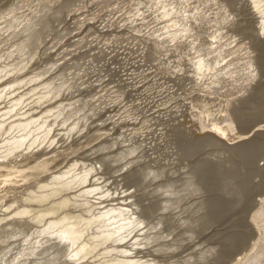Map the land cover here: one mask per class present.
Listing matches in <instances>:
<instances>
[{"label": "bare ground", "instance_id": "6f19581e", "mask_svg": "<svg viewBox=\"0 0 264 264\" xmlns=\"http://www.w3.org/2000/svg\"><path fill=\"white\" fill-rule=\"evenodd\" d=\"M29 0H0V79L1 78H3L4 80L5 79H7V78H11L12 76L14 77V78H16L17 77V74L16 73H18V70H21L19 73H21L25 68L27 69L28 68V66H26L24 69L22 68V66L24 65H27L26 63L24 64V62H20L18 59V61H16V59H15V57L17 56L16 54H17V52H18V50H17V52H15L16 54L14 55V56H10V54H9V52L10 53H12L11 52V50H10V48L13 46V45H15V43H12V39H14L16 36L18 37H20V38H22L24 35H25V33H27L28 31V33H31V30H33V29H35V31H32V32H34V33H31L30 35H34V34H37V33H39V34H37L38 36H36V37H38V38H35V39H30L31 41H34L35 40V42H32V44H30L29 43V41L28 40H25L24 41V39L25 38H23V42H24V44H25V42H27V43H29L30 44V46L31 45H33V43H36L37 44V46H38V42H36L38 39H40V37L41 36H39L40 35V33H41V35H42V33H43V35H44V33H46V32H44V31H47L49 28L48 27H46L47 25H49L50 23L52 24V28H55V26H56V24H54L53 22H54V20H56L57 19V17L59 18L58 20H56V23H59L60 21L59 20H61L60 19V17L63 15V13H64V10H65V8H63L64 7V4L63 3H65V2H63L62 4H61V2L62 1H64V0H62L61 2H58V0L56 1V0H53L54 1V4H53V2H52V4L51 5H54V7H52L51 5H47L46 6V4H45V6H44V4H41V6L43 7H41V6H39V7H41L42 9H44V10H42L41 11V9L40 8H37L36 7V5L35 6H32V7H36L35 9L37 10V9H40V13H41V15H40V13L38 12L39 10H37V12L36 13H39V14H37V18H39L40 20H38L36 17V21L38 22H36L37 24H30L29 22H30V18L29 19H27L29 22H25V21H27V20H25V21H23V22H25V23H29L27 26H25L26 24H24V23H22V24H24V25H19V22L18 23H16V24H18V26L16 27V26H14V24H12L11 26H13V29H10L11 28V26H9L8 24H6L7 22H8V20L7 19H9L10 17H13V15H12V13L13 12H15V10H16V7L13 9V7L15 6V4H19V6L21 5H25V6H20L21 8H22V10L23 11H20L21 12V14H22V12L24 13V15H27L28 17H30L31 15H33V16H36V14L34 13V14H31V11L33 12V11H35V9L34 10H32V9H30L29 7H26V5L28 4L27 2H28ZM35 2H36V0H34ZM33 0H32V2H34ZM38 2H39V0H37ZM85 1V0H84ZM88 1H90V0H88ZM102 1V0H101ZM108 1V0H107ZM136 1H138V0H136ZM150 1L151 0H142L141 2L144 4V6H146V7H144V9L146 8L147 9V7H148V5H149V3H150ZM205 1V0H204ZM202 2V0H201V2L203 3V5H200V3H198V6L199 7H195V8H193L192 9V7H191V9L190 8H188L189 7V5H188V7L186 6L187 4H189V2H190V0H160L159 2H157V3H155V5H156V10H153V11H151V12H153L152 13V15L151 14H149V13H151V12H147L149 15H151L150 16V18L148 17V19H149V22H147L146 21V15H145V12H143L142 10H143V8H142V10L139 8V7H137V8H139L140 10H139V12L142 14V12L144 13V15H145V21H146V25L147 24H149V26L148 27H146V29H145V27H144V30H145V34L146 35H144V31H143V29H142V27L141 28H139V26L140 25H138L137 24V22H135L136 20H137V16H136V20L134 19V18H130L131 20H133L135 23L134 24H131V25H138V28L139 29H142V35L139 33V32H137L136 34H134L135 32H133V34L135 35V36H137V37H139L138 35H140V37L142 38V39H144L145 38V36L147 37V39H145L146 40V44L145 45H148L151 49L150 50H152V51H150V52H152L153 53V51H154V53L156 54V53H162V52H166V50L168 51V49H171V48H173V49H171V54H174L175 55V57H173L174 55H172L171 57H173V58H176V56H177V58L176 59H179V60H177L176 61V59H174L175 61H173V64H172V62H170V64L169 63H167L168 65H169V67H167L168 69L165 71H161V72H163V75L162 76H156L155 74H154V71H152L153 73H152V75L153 76H156L157 78H155V81L154 80H149V81H153L152 83L150 82V84H148V87H147V89L146 88H143V91H144V89H145V91L146 90H150V89H153V88H155V87H158V86H160V85H157V81H158V79H159V81H161L162 79H163V81H168V82H171L170 84H175L174 86L175 87H179L180 86V84L181 83H183L185 80L187 81V79L189 78V77H191V79H192V76H194V79L195 78H197L198 80H200L199 81V89L201 88V90H202V88H204V90H205V88H209L214 82L216 83V80L218 79V81L219 82H221L222 81V79H224L226 82H229L230 84H228V85H232L233 86V88L231 89V91L233 92V94L231 95V97L234 99V97H233V95H234V93H237V92H239V91H236L235 92V90L237 89L236 88V84H238L237 83V80H239L238 78H239V76H240V78H241V75H242V73H244V72H247L246 73V75L244 76H242L243 77V79H244V83H246L244 86H246V89H247V82H250V85H248V86H250V92L247 94V93H245V96H246V94H247V96L246 97H244L243 96V94L244 93H242V94H240V95H242L240 98H239V96H238V98L236 99L237 101L235 102V106L233 105H231L232 107L231 108H229V110L227 111V113H225V114H227L228 116H232L233 118H234V123L233 124H231V125H227V126H225V127H223V126H214L213 127V130H212V132L211 133H208V135L206 136V133L205 132H203V133H205L204 134V136H206V137H204L203 136V138L200 140V141H198L200 138V136L197 138L196 137V139H187V138H185V139H187V140H185V139H183L182 137V130L181 131H179V128L180 127H183V126H180L179 125V128H176L177 126H178V124L176 125V127L174 128V125L176 124H174L173 122H171V121H174V116H171V114H169V115H161V116H158L159 114H157V116L156 117H159V118H165L166 120H164V121H166L167 122V124H166V122H163L164 124H166V126H165V128H163V125H161L160 124V128H158L157 129V133H158V137H160V141H161V146H165V144L166 143H164L165 141L168 143L167 145H169V146H167L166 145V148H165V151H164V153H163V155H162V158H159V160H157V162H159V164H169V163H167V162H169V161H171V160H175V158H181L180 160L181 161H183V159H186V157L187 156H184V158H183V155L182 154H184L185 155V153H186V155H188L189 157H191L192 155H190V154H192L191 152H193V151H196V152H199L198 153V155L197 154H195V153H193L194 154V157H196V155L198 156V158H203V157H201V156H203V154L200 152V151H207L208 149H213L212 150V152H213V154L214 155H212V154H207L208 156H210L209 157V160L207 161L206 160V158H208V157H206V156H204L205 158V164L204 163H202V161H201V164H200V166H201V168H203V169H205V173H204V176H195L194 178H193V180H194V182L192 181V183H194V186H196L197 188H199V193H196V188H193V189H195L194 191H195V193H192L191 195H190V193H189V195L187 194V196H184L183 194H185L186 195V192L188 193L189 192V190L190 189H192V188H190V189H188V187H189V185L187 186L186 185V183H185V181L183 180V183H182V185L184 186V185H186V189H188L186 192H184L183 191V187L181 188L182 190L180 191V188H179V191H180V195L179 196H181V195H183V197H184V199L183 200H180V198L182 197H180V198H178L179 199V202H178V199H177V204L176 203H174L175 204V206H174V204L173 205H171L172 207H170V205L169 204H167L168 206H169V209H167V210H165V211H167V213L165 212H163L164 214H169L172 210H175V209H177L178 211H180V212H178L177 213V210H175L176 211V213L177 214H181L182 215V210H183V212L185 211V209H186V212H185V214L183 213V215H185V216H181V217H183V219H184V217L186 218L187 216H188V213L189 212H194L193 211V209H195V211H197L198 209L197 208H200V209H202V208H204L205 209V207H209L208 208V210L206 209V210H203V212H202V214H204V212H205V215H203L202 217V219H203V225L200 223H198L199 225H202L203 227H205V229H206V227H208L209 225H211V226H213L215 223H217V221H216V219L218 218V217H220V221H218V222H221L220 223V225L221 224H224L223 223V221H224V219L226 218V215H228V216H231V215H233V218L232 217H230V218H232V222L234 223V225L233 226H237L235 229L236 230H238L239 228L238 227H242L243 228V230L242 229H240V231L242 232H237L238 234H234V235H232L231 236V238L229 237V235L227 234V233H229V232H227L226 230H225V232H227L226 234L228 235L227 237H229L230 238V240L228 239V241L226 242L225 240H224V244H226L223 248H221V250L219 249V248H215V246H214V248L213 249H216V250H219L220 252L222 251V253H220L219 251H217V253H215V255L217 256V259L215 260V257L212 255L213 253H214V251H216V250H212L211 252H209V253H212V254H208L207 256H204L205 254H203L204 253V250H203V252L201 253V254H203V257L205 258V257H207V258H209L208 259V264L210 263V264H215V263H218L219 264V262L222 264V262L221 261H223L224 259H226L227 257H230V259L229 260H226L227 262L228 261H230V260H232V259H236V261H235V264H256V263H258L257 261L261 258L262 259V257L261 256H264L263 254H264V199L263 200H261V196H263L262 198H264V139H261V141L260 140H253V139H250V140H243V139H241V138H239L238 136L239 135H241L240 137H242V135H244V134H241L239 131L241 130V131H245V133L246 132H250L251 130L252 131H254L253 130V128H257V126H258V128L259 127H262L261 126V124L263 125V123H264V107L263 108H261L262 106H264V52H262V50L263 49H260V48H262V44H261V46H260V48H259V50L258 51H255V49L253 50L254 52H252V51H250L248 48H247V41H244L245 43H246V47H243L244 46V44L242 43V45L243 46H241V47H243V48H247L248 49V51H250V52H252L251 54L249 53V52H243V51H245V50H243V51H241L242 49H240V50H237L236 52H234L233 54H231V55H228L227 57H223L222 58V56H224V54H226V52L225 51H223L222 50V48H219V44H220V40L218 41V42H214V41H217L218 40V38H220V36L218 37V38H213V39H211V42H210V40L208 41L206 38V40H207V42H209L208 44L206 43L205 44V42H204V44L206 45L205 47H204V50H202V49H200L201 47H203V46H201L200 48H193L194 46V43H192V41L194 42V41H196L195 40V37H196V34H195V37H194V33L196 32V31H200L201 29L200 28H198V27H200L199 26V21H200V19H204L206 16L208 17V15H206V14H204V12L205 11H207V10H209L210 8V5L211 6H213V4H217V1H216V3L214 2V0H213V2H212V0L209 2V4H208V2ZM209 1V0H208ZM220 1H222V0H220ZM224 1L225 0H223L222 2L224 3ZM227 2L228 1H230V0H226ZM232 1V0H231ZM230 1V2H231ZM237 1V0H236ZM249 1V0H248ZM248 1H245V0H240V1H238V6H237V4H236V6H237V9H234L236 6H234V5H232V7L234 6V8H233V10H235V12H236V10H238V11H240L241 9V11L240 12H242V11H246V10H244L243 8H245L246 6H247V4L249 3L250 4V2H248ZM257 2H259L258 0H256ZM32 2H30L31 4H33L34 5V3H32ZM37 2V3H38ZM67 2H69L68 0L66 1V3ZM71 2H72V0H71ZM70 2V3H71ZM73 2H74V4L73 5H75L76 3V0H73ZM81 2V0L79 1V3ZM92 2V1H91ZM133 2V1H132ZM149 2V3H148ZM200 2V1H199ZM227 2H225V4H224V6L226 5V3ZM233 2H235V0L233 1ZM233 2H231V3H233ZM252 2V1H251ZM254 2V1H253ZM256 2V3H257ZM59 3V4H58ZM128 3V2H127ZM135 3V2H134ZM139 3V2H138ZM201 3V4H202ZM221 3V2H220ZM219 3V4H220ZM222 3V4H223ZM247 3V4H246ZM255 3V2H254ZM254 3H251V4H253L254 5ZM39 4V3H38ZM67 4H69V3H67ZM99 4V3H98ZM104 4V3H103ZM133 4V3H132ZM137 4V2L135 3V5ZM140 4V3H139ZM138 4V5H139ZM153 4H154V2H153ZM221 4V5H222ZM228 4V3H227ZM259 4V3H258ZM63 5V6H62ZM134 5V6H135ZM151 5H152V3H151ZM150 5V6H151ZM220 5V6H221ZM257 5V4H256ZM19 6H18V8H19ZM29 6V5H28ZM66 6V5H65ZM68 6V5H67ZM71 6V4L69 5V7ZM133 6V7H134ZM142 6V5H141ZM149 6V7H150ZM186 6V7H185ZM200 6H203L202 8H200ZM250 6V5H249ZM248 6V7H249ZM259 6V5H258ZM49 7H50V11H47L48 9H49ZM69 7H67V10L69 11ZM154 7V6H153ZM185 7V8H184ZM222 7V6H221ZM226 7H228L227 9L230 11V12H233V10L231 9V7L230 6H226ZM257 7V6H256ZM260 7V6H259ZM17 8V9H18ZM54 8V9H53ZM135 8V7H134ZM137 8H135L136 9V12H137ZM251 8H253L252 6H251ZM251 8H249V11H251V10H253V9H251ZM262 8H264V7H262ZM261 7H260V9H261V11L263 10ZM13 9V10H12ZM20 9V8H19ZM63 9V10H62ZM149 9V8H148ZM147 9V10H148ZM154 9H155V7H154ZM223 9H226V8H224L223 7ZM223 9H222V11H223ZM227 9L225 10V11H227ZM246 9V8H245ZM21 10V9H20ZM70 10H71V7H70ZM129 10V9H128ZM146 10V11H147ZM254 10H256V9H254ZM258 10H259V8H258ZM258 10H256V11H258ZM5 11L8 13V15L6 14H4L5 16H7L5 19L2 17V13H5ZM62 11V12H61ZM66 11V10H65ZM237 11V12H238ZM19 12V11H18ZM18 12H17V10H16V12L15 13H17L18 14ZM30 12V13H29ZM59 12V13H58ZM61 12V13H60ZM131 12V11H130ZM133 12V11H132ZM131 12V13H132ZM155 12V13H154ZM217 12V11H216ZM218 12H219V10H218ZM235 12H233V14L232 13H229V12H227V13H229L227 16H226V18H227V21H226V19H224L223 17V13L221 14L223 17H221L220 16V14H218L216 17L215 16H213V17H215V19H216V21H214V22H212V23H210L209 22V20H210V18H209V20H207L210 24H214V26L216 27V26H218V30H222L223 31V28L225 27V26H222L223 24H226V27L228 26V27H232L233 26V24H234V22H235V25L237 24L236 23V21H235V18L237 17L238 18V20L240 19V18H242V17H238L237 15L236 16H234L235 15ZM247 12V11H246ZM252 12V11H251ZM29 15H28V14ZM66 14H67V11L65 12ZM64 13V14H65ZM121 13V12H120ZM130 13V14H131ZM135 13V12H134ZM207 13V12H206ZM208 13H209V11H208ZM210 13H211V11H210ZM220 13V12H219ZM225 13V12H224ZM254 13H255V11H254ZM257 13V12H256ZM256 13H255V15H256ZM263 13V12H262ZM262 13H260V15L262 14ZM16 14V15H17ZM31 14V15H30ZM61 14V16L59 17V15ZM66 14L65 15H63L62 16V18H64L65 16H66ZM236 14H238V13H236ZM242 14H243V12H242ZM251 14H253V12L251 13ZM15 15V14H14ZM15 15V16H16ZM40 17H39V16ZM119 15H122V14H119ZM131 15H133V14H131ZM135 15V14H134ZM133 15V16H134ZM143 15V16H144ZM213 15V14H212ZM258 15H259V11H258ZM263 15V14H262ZM17 16H19V14L17 15ZM125 17H126V15H124ZM123 16V17H124ZM132 16V17H133ZM141 17H142V15H140ZM140 16H138V17H140ZM251 16V15H250ZM253 16V15H252ZM264 16V15H263ZM26 17V16H25ZM32 17V16H31ZM122 17V18H123ZM211 17V16H210ZM213 17L211 18V21L213 20ZM246 17V16H245ZM244 17V18H245ZM247 17H249V15H248V13H247ZM247 17H246V19H247ZM254 17V16H253ZM256 17H257V15H256ZM262 17V16H261ZM14 19H15V17H13ZM17 19H16V22H17V20H18V17H16ZM65 18H69V16L68 17H65ZM122 18L121 19H119V20H122ZM127 18V17H126ZM252 17H250V19H251ZM258 19H260L259 17H257ZM20 19H24V18H20V16H19V20ZM129 19V18H128ZM150 19H152L151 21H150ZM208 19V18H207ZM252 19H254V18H252ZM11 20H13L12 18H11ZM21 20V21H22ZM53 20V21H52ZM141 20V19H140ZM143 20V22H144V18L142 19ZM205 20V19H204ZM255 21H256V19H254ZM261 20V19H260ZM262 20H264V19H262ZM13 21H15V20H13ZM34 21V17H33V19H32V21H31V23ZM59 21V22H58ZM110 21V20H109ZM123 21V20H122ZM132 21V22H133ZM137 21H139V19L137 20ZM255 21H253V23H256ZM101 22V21H100ZM107 22H108V20H107ZM125 22L126 23H130V20H129V22H127L126 21V19H125ZM223 22H226V23H223ZM240 22H242V21H240ZM244 22H246V24L248 25V21H245L244 20ZM248 22V23H247ZM260 22H262V21H260ZM10 23H12V22H10ZM35 23V22H34ZM106 23V22H105ZM104 23V25H106ZM140 24H141V22H139ZM208 23V24H209ZM223 23V24H222ZM243 23V22H242ZM252 23V22H251ZM258 23V22H257ZM257 23H256V27L257 26H259V25H257ZM53 24L55 25L54 27H53ZM100 24V23H99ZM118 24H120V22H118ZM128 24H125V23H122V26L123 25H126L125 26V28L128 26ZM205 24V23H204ZM228 24V25H227ZM238 24H241V23H238ZM244 24V23H243ZM242 24V25H243ZM246 24H244V25H246ZM260 24V23H259ZM263 24H264V22H263ZM262 24V25H263ZM34 25V26H33ZM36 25V26H35ZM59 25V24H58ZM234 25V26H235ZM30 26V27H29ZM31 26H33V27H31ZM51 26V25H50ZM98 26V25H97ZM118 26H120V25H118ZM122 26H120L121 28H122ZM144 26V25H143ZM237 26V25H236ZM239 26H241V25H239ZM14 27H16L15 29H14ZM106 27H107V25H106ZM105 27V28H106ZM113 27V26H112ZM130 27V26H129ZM129 27H127L128 28V30L130 31L132 28V26L129 28ZM135 27V26H134ZM202 27V26H201ZM206 28L205 29H207V27L208 26H205ZM211 26H209L208 28H210ZM223 27V28H222ZM225 27V28H226ZM228 27H227V30H228ZM242 27V26H241ZM248 27V26H247ZM247 27L245 26V28L247 29ZM255 27V28H256ZM263 27V26H262ZM56 28H57V26H56ZM58 28H60V26L58 27ZM58 28L55 30V31H53V33L54 32H56V31H58ZM98 28H100V30L102 29V28H104L102 25H99L98 26ZM104 28V29H105ZM108 28V27H107ZM107 28L105 29V30H107ZM121 28H120V30H121ZM221 28V29H220ZM234 28V27H233ZM233 28H232V34H233V32L235 31H233ZM237 28V31H238V28L239 27H236ZM235 28V29H236ZM245 28H244V31H246L245 32V34H249V35H251V34H253L254 35V33L255 32H253V31H250V29L247 31V30H245ZM248 28H250V27H248ZM252 28V27H251ZM254 28V27H253ZM255 28L254 29H252V30H255ZM259 28V27H258ZM124 28H122V30H123ZM211 29V28H210ZM215 29V28H214ZM217 29V28H216ZM215 29V30H216ZM243 29V28H242ZM241 28H240V31L242 30ZM261 28H259V29H257V31L258 30H260ZM103 30V29H102ZM121 30V31H122ZM125 30V29H124ZM124 30H123V33H124ZM127 29L125 30V31H128ZM133 30V29H132ZM131 30V31H132ZM134 30H136L135 28H134ZM138 30V29H137ZM209 30V29H208ZM215 30H212L213 31V33H214V36L215 37H217L218 35H221V34H219L218 32V35L216 36L215 34H216V32H214ZM230 30V29H229ZM49 31V30H48ZM51 31V32H52ZM140 31V30H139ZM202 31V33H203V30H201ZM200 31V32H201ZM205 31V30H204ZM211 31V30H210ZM237 31H235L234 32V36L236 37V33H238ZM239 31V32H240ZM243 30H242V34H243V32H244ZM261 31H262V29H261ZM205 32H207V30L205 31ZM204 32V33H205ZM209 32V31H208ZM227 32H229V31H227ZM227 32H226V34H227ZM62 33V32H61ZM69 33V32H68ZM122 33V37L124 36V35H126L125 33L123 34ZM131 33V32H130ZM130 33H127V34H130ZM203 33V34H204ZM257 33V32H256ZM259 33H261L260 31H259ZM259 33H258V35H259ZM264 33V32H263ZM48 33H46V35H47ZM66 34V33H65ZM212 34V33H211ZM225 34V35H226ZM230 34V33H229ZM240 34V33H239ZM238 34V35H239ZM27 35V37H29V38H31L32 36H28V34H26ZM88 35V34H87ZM121 35V34H120ZM134 35H133V37H134ZM144 35V36H143ZM206 35H208V34H206ZM205 35V36H206ZM213 35V34H212ZM224 35V33H223V36H225ZM237 35V36H238ZM211 36V35H210ZM222 36V37H223ZM233 36V37H234ZM240 36H244L245 37V35L243 34V35H240ZM248 36V35H247ZM255 36H256V34H255ZM16 37V38H17ZM25 37V36H24ZM130 37L132 38V36L130 35ZM139 37V38H140ZM194 37V38H193ZM207 37V36H206ZM221 37V38H222ZM225 37H227V36H225ZM229 37H231V39H234V41H235V38H232V36H229ZM250 37V36H249ZM252 38H253V36H251ZM250 37V38H251ZM130 38V39H131ZM140 38V39H141ZM203 38V37H202ZM237 38V37H236ZM240 38V37H239ZM243 38V37H242ZM240 39V40H244V39ZM26 39H28V38H26ZM37 39V40H36ZM42 39V40H41ZM40 39V41L39 42H42L43 41V39L44 38H41ZM98 39V38H97ZM123 39V38H122ZM129 39V38H128ZM133 39V38H132ZM134 39H136V38H134ZM223 39H225L226 40V38H222V40ZM21 39H19L18 40V38L16 39V40H14L15 42L16 41H20ZM137 40H139V39H137ZM137 40H134V41H137ZM202 40V39H201ZM228 40H230V39H228ZM239 40V41H240ZM251 40V39H250ZM249 40V41H250ZM253 40V39H252ZM257 40H259V39H257ZM10 41H11V44H10ZM13 41V42H14ZM22 41L21 42H19V44L21 43L22 45H23V49H24V46L25 45H27V48H28V44L26 43L25 45L22 43ZM133 41V40H132ZM142 41V40H141ZM227 41V40H226ZM233 41V42H234ZM237 41H238V39H237ZM237 41H236V43H237ZM254 41H255V39H254ZM261 41V40H260ZM129 42V41H128ZM140 42V40L136 43V42H134V43H136V45L138 44ZM189 42H191V44H188ZM198 42H199V40H198ZM197 41L195 42V43H198ZM203 41H201V43H202ZM223 42V41H222ZM221 42V46H222V43ZM229 42V41H228ZM228 42H226V43H228ZM252 42L253 41H251L250 43L252 44ZM262 42V41H261ZM127 43V42H126ZM153 43V44H152ZM165 43V44H164ZM235 43V42H234ZM240 43H241V41H240ZM1 44H2V46H1ZM21 44L19 45V46H21ZM40 44V43H39ZM124 44V43H123ZM128 44V43H127ZM126 44V45H127ZM143 44V43H142ZM224 44H225V42H224ZM224 44H223V46H224ZM231 44V47L233 48V46H232V44L233 43H230ZM255 44H256V41H255ZM260 44V43H259ZM3 45H5V48H3L4 46ZM17 45H18V43H17ZM17 45H16V47H17ZM35 45V44H34ZM34 45H33V47L32 48H34V51L33 52H35V51H38V49L37 50H35V47H34ZM92 44H90V46H91ZM95 45V44H94ZM119 45V44H118ZM128 45H130V44H128ZM132 45H133V43H132ZM145 45H143V46H145ZM196 45V44H195ZM201 45H203V44H201ZM226 45V44H225ZM236 45V44H235ZM239 45V44H238ZM29 46V47H30ZM78 46V45H77ZM120 46H121V43H120ZM123 46V45H122ZM131 46V45H130ZM141 46V45H140ZM140 46H138V47H140ZM217 46H218V48H217ZM227 46H229V44H227ZM240 46V45H239ZM249 46V45H248ZM250 46H253V45H250ZM264 46V45H263ZM2 47V48H1ZM22 47V46H21ZM30 47V48H31ZM91 47H93V46H91ZM106 47V46H105ZM109 47V46H108ZM119 47V46H118ZM117 47V48H118ZM128 47V46H127ZM127 47H124L125 49H124V51H126V49H127ZM225 47V46H224ZM254 47H256V46H254ZM14 48H15V46H14ZM32 48L30 49V52L32 51ZM38 48V47H37ZM76 48V47H75ZM78 48V47H77ZM95 48V47H94ZM99 48V47H98ZM103 47H100V49H102ZM122 48V47H121ZM121 48H118V50L120 49L121 50ZM132 48V47H131ZM134 48V47H133ZM142 48V47H141ZM144 48V47H143ZM166 48V49H165ZM229 50H231V52H232V48H230V47H227ZM250 48V47H249ZM17 48H15V50H16ZM18 49L20 50V48L18 47ZM29 49V48H28ZM27 49V50H28ZM93 49V48H92ZM91 49V50H92ZM99 49V50H100ZM110 49V48H109ZM108 49V50H109ZM112 49H113V47H112ZM123 49V48H122ZM149 49V48H148ZM226 49V48H225ZM236 49H239V48H236ZM251 50H252V48H250ZM9 50V51H8ZM14 50V51H15ZM22 50V49H21ZM20 50V51H21ZM25 50H26V48H25ZM24 50V51H25ZM25 51V52H27L28 54H29V50L28 51ZM94 50V49H93ZM97 50V48L94 50V51H96ZM111 50V49H110ZM129 50H131V51H129V53L131 52V53H133V54H130V55H128L127 53H128V51L127 52H125L124 53V51L122 50V51H117V53H116V55H114L115 56V58H113L114 56L111 54V53H113V51L114 50H112V51H110V53L109 54H111V55H108V53H106V51H105V49H104V51H105V53H106V55L107 56H109L108 57V59L106 60H104V61H106V63H103V65L105 64V66L104 67H102V69H106V67L107 66H109V65H111L110 63L111 62H115L116 63V60L118 61V62H121L120 63V65H121V67H118V65H117V67L115 66V65H111V67H114V68H118V70H119V73L117 74V80H119V81H116L117 83H116V89H118L119 90V87L120 86H122V90L120 89L118 92H119V94L122 96V94H123V96L124 97H126V94L124 95V93H127L129 90H131V89H133L132 91H129V93L127 94V97H131V99L130 100H134L135 101V99L136 98H139V100L138 101H140V100H143V99H147L148 97H146V92H140V91H142V90H140V88H141V86H139V85H142L141 83H143V82H141V83H139L140 82V80H141V78L139 77V75L141 74V73H139V75H134L135 74V72H137V70H141L142 68V65H144V64H149V62L151 61L150 59L151 58H156L157 56H161V54L160 55H154V57H152L151 56V54L152 53H150V52H148V54H146L147 53V47H146V50L147 51H145V54L147 55V56H150V57H148V58H145L146 57V55L144 56L143 54H142V52H138V51H136V50H132V49H129ZM173 50V51H172ZM257 50V49H256ZM13 51V50H12ZM14 51H13V53H14ZM20 51H19V53H18V56L21 54V53H23L22 51H21V53H20ZM74 51V50H73ZM102 51V53H103V50H101ZM116 51V50H115ZM135 51V52H134ZM143 51V50H142ZM228 51V50H227ZM239 51H241L240 53H245V54H243V55H241L240 53H238ZM3 52V53H2ZM6 52V53H5ZM32 52V53H33ZM91 52H93V51H91ZM91 52H89V53H91ZM170 52V51H169ZM230 52V51H229ZM5 53V54H4ZM67 53V52H66ZM105 53H103V54H105ZM120 53V54H119ZM141 53V54H140ZM153 53V54H154ZM168 53V52H167ZM228 53V52H227ZM4 54V55H3ZM25 55H26V53H24ZM24 54H22L23 56H24ZM34 54V53H33ZM77 54V53H76ZM94 54V55H93ZM93 54L91 53V58H95V53L93 52ZM100 54V53H99ZM140 54V55H139ZM152 54V55H153ZM30 55V54H29ZM29 55H28V57H29ZM90 55V54H89ZM102 55V54H101ZM106 55H104V56H102V57H106ZM118 55V56H117ZM166 56L168 55V54H165ZM23 56H20V58L22 57L23 59V61H28L27 63H29V62H31L30 60H28L27 58H25V59H27V60H24V57ZM32 56V55H31ZM36 56V57H35ZM96 56H97V52H96ZM164 55L162 54V57H163ZM165 56V58H166V60H167V58L168 57H170V55L169 56H167L166 57ZM226 56V55H225ZM27 57V56H26ZM32 57H35V59L37 58V55L35 54V55H33ZM101 57V58H102ZM146 59V61L144 62V58ZM179 57V58H178ZM10 58V59H9ZM16 58H19V57H16ZM31 58V57H30ZM90 58V59H91ZM93 58V59H94ZM97 58V57H96ZM112 58V60H110ZM136 58H137V61H136ZM164 58V57H163ZM216 58H222L221 60H223L224 61V63H225V61L226 62H228V63H230V64H234V65H228V66H225L224 67V64H222V67H224V71L222 72V74H219V71L217 70L216 71V69L217 68H220V67H217L218 65H217V63H216V65L214 64V61H217V60H219V59H217V60H215ZM33 59V58H32ZM31 59V60H32ZM35 59H34V61H35ZM89 59V58H88ZM104 59V58H103ZM147 59H149L150 61H148L147 62ZM157 59V58H156ZM155 59V60H156ZM160 59H161V57H160ZM169 59V58H168ZM21 60V59H20ZM21 60V61H22ZM37 60V59H36ZM102 60V59H101ZM165 59H163V60H160V61H164ZM16 61V64L15 65H13V64H10V63H12V62H15ZM33 61V60H32ZM77 61V60H76ZM92 61V60H91ZM128 62L129 61V63H131V66H130V69H128L127 71H125L124 70V68H123V66H124V62ZM131 61V62H130ZM132 61H135V62H132ZM152 61H154V59H152ZM151 61V62H152ZM222 61V62H223ZM230 61H235V63H232V62H230ZM18 62V63H17ZM138 62V63H137ZM155 62V61H154ZM159 61L157 60V63H158ZM175 62V63H174ZM219 62V61H218ZM35 63V62H34ZM33 62H32V64H34ZM54 62H52V64H53ZM74 63V62H73ZM72 63V64H73ZM144 63V64H143ZM153 63V62H152ZM152 63H150V64H152ZM162 63V62H161ZM165 63H166V61H165ZM31 63L29 64V66L30 65H32ZM52 64H50V65H52ZM76 64V63H75ZM75 64H73V66H76ZM118 64V63H117ZM149 64V65H150ZM159 64V63H158ZM163 64V63H162ZM161 64V65H162ZM212 64H214L217 68L215 69V67H214V70H213V72L214 73H211L210 71H209V69L210 68H213L212 67ZM239 64L241 65V66H239ZM55 65V64H54ZM54 65H52L51 67H50V69L51 70H48L47 69V67H46V69L45 70H48V71H46V72H44L45 70H41L42 72H44V73H40L39 71L40 70H38V72L40 73V75L37 73V72H35L34 74H32V75H30V76H27L26 74H25V76L23 77V79H19L18 77L15 79V81L16 82H14V85H13V87H10V86H8L9 84H7L6 86H3L2 87V85H1V87H0V101L1 100H3L2 102L4 103V102H6V98L8 97V95H9V97L11 98L12 97V99L10 100L9 98H7V102H8V105L6 106V109H5V111H3V112H1L0 113V120L1 121H3V119H5V118H7L9 115H11V114H16V113H20V112H24L23 114H21L22 116H21V118H23L24 117V115H25V119H26V121H24V122H22V120H21V122L19 123V122H15V124H14V126L12 125V123H14V121L12 120V121H10L9 122V120H10V117H8L7 119H9L7 122L8 123H11V127L9 126H7V125H5V126H7L8 128H6V131H5V128L4 127H2L1 126V124H0V159H11V155L13 156V153L14 152H17V151H25V152H28L30 149H32L35 145H37V144H39V145H45V147L46 148H51L52 147V149H53V146H56V147H65L68 143H70L71 141H72V145H73V139H75L74 137L75 136H77V134H78V132H76V131H74V130H72V129H70V130H67V128L69 129V125H71L70 123H74V122H71L72 120L70 119V121L69 120H65L69 115L68 114H70L69 112H67V115H66V111H68L67 110V108L69 109V107L67 106H65V105H68L69 103H70V101L68 102L67 101V104H63L62 102H65V101H62V99H64V98H66V97H68V96H70V94H71V92H72V90L70 89V88H72L73 87V85H75V87L74 88H72L73 89V91L75 90V91H77V82L75 83H73V85L71 86V87H69L68 89L69 90H71V91H68V89L67 88H65V87H67V84H68V82H66V81H68V79L66 80V81H62V80H64L63 78H62V80H61V82L63 83L64 82V84L65 83H67L66 84V86H64V89H67V91H65L64 89H62V90H59L58 91V89H55L56 91H54V90H52L53 92L51 93V91H49L51 88H50V86H49V83L47 84L48 86H44L46 83L45 82H50V81H54L53 83H54V85H56V84H58L57 82L59 81V80H56L55 78L57 77L56 75L59 73V76H58V78L60 77L61 78V76H62V74H64V72L63 71H61L62 72V74H61V72H59L60 71V66H58V65H55L56 67H59V69H55L54 70ZM155 65H156V62H155ZM161 65L159 64L158 66H160V68H161ZM168 65H166V66H168ZM220 65V64H219ZM23 66V67H24ZM133 66V67H132ZM137 66V67H136ZM145 66H147V65H145ZM152 66V65H151ZM221 66V65H220ZM17 67H21L20 69L19 68H17ZM53 67V68H52ZM110 67V66H109ZM152 67H154V66H152ZM210 67V68H209ZM222 67L220 68L221 69V71L223 70L222 69ZM75 68H79V67H75ZM141 68V69H140ZM144 68V67H143ZM147 68H149V67H147ZM155 68V67H154ZM154 68H152L153 70H155ZM156 68H157V66H156ZM166 68V67H165ZM18 69V70H17ZM132 69V70H131ZM162 69H163V67H162ZM145 70V69H144ZM149 70V69H148ZM148 70H146V71H148ZM158 70L160 71V69L158 68ZM212 70V69H211ZM146 71H144V73L146 72ZM156 71V70H155ZM50 72H52V77H49V79L47 78V75L50 73ZM142 72H143V70H142ZM157 72V71H156ZM160 72V74H162ZM149 73V72H148ZM147 73V74H148ZM151 73V72H150ZM22 74V73H21ZM38 74V75H37ZM20 74H18V76H19ZM64 76V75H63ZM141 76V75H140ZM170 76H172V77H170ZM197 76V77H196ZM69 77H71L72 78V75L71 76H69ZM68 77V78H69ZM142 77V76H141ZM145 77V75L143 76V78ZM148 77V76H147ZM149 77H151V74H150V76ZM53 78V79H52ZM59 78V79H60ZM67 78V77H66ZM65 78V79H66ZM154 78V77H153ZM162 78V79H161ZM3 79H1V82L3 81ZM51 79V80H50ZM74 81H75V76H74ZM133 79H134V84H135V86H134V84H133V86H131V83L130 82H132L133 81ZM140 79V80H139ZM146 78H144V80H145ZM149 79H151V78H149ZM242 79V78H241ZM242 79V80H243ZM20 80V81H19ZM50 80V81H49ZM69 80H71V79H69ZM193 80V79H192ZM191 80V81H192ZM198 80H196V81H198ZM139 81V82H138ZM147 81H148V79H147ZM148 81V82H149ZM189 82H190V78H189V80H188ZM187 81V82H188ZM231 81V82H230ZM70 82V81H69ZM71 82H72V80H71ZM136 82H138L139 84H136ZM186 82V83H187ZM194 82V81H193ZM223 82V81H222ZM225 82V84H224V86L227 84ZM52 83V82H51ZM50 83V84H51ZM52 83V84H53ZM146 83V82H145ZM159 83V82H158ZM162 83V82H161ZM165 83V82H164ZM186 83H184V85L186 84ZM192 83V82H191ZM224 83V82H223ZM240 83V82H239ZM2 84H3V82H2ZM70 84V83H69ZM72 84V83H71ZM70 84V85H71ZM144 84V83H143ZM169 84V83H168ZM168 84H162L163 86L164 85H168ZM189 84V83H188ZM219 84V83H218ZM218 84H217V86H218ZM241 84V83H240ZM257 84H259V85H257ZM11 85V84H10ZM70 85H68V86H70ZM124 85H126V87H124ZM161 85V86H162ZM223 85V84H222ZM58 86H62V85H60V84H58ZM119 86V87H118ZM140 88H139V87ZM189 86H191L190 84H189ZM197 86V85H196ZM214 86V85H213ZM216 86V85H215ZM231 86V87H232ZM52 87V89L54 88V86L52 85L51 86ZM56 87V86H55ZM181 87V86H180ZM182 87H185V86H183V84H182ZM187 87V86H186ZM185 87V88H186ZM198 87V86H197ZM221 87H223V86H221ZM226 87V86H225ZM230 87V88H231ZM4 88V89H3ZM56 88H58V87H56ZM61 88V87H60ZM59 88V89H60ZM121 88V87H120ZM161 88V87H160ZM176 88V89H177ZM192 88V87H191ZM190 88V89H191ZM213 88V87H212ZM214 88H216V87H214ZM220 88V87H219ZM229 88V87H228ZM240 88V87H239ZM242 88H243V85H242ZM136 89V90H135ZM164 88H162L161 90H163ZM174 89V88H173ZM173 89H172V91H173ZM184 89V88H183ZM189 89V88H188ZM189 89V90H190ZM222 89V88H221ZM241 89V88H240ZM64 90V91H63ZM156 90V89H155ZM168 90V89H167ZM188 90V91H189ZM198 90V89H197ZM210 90V89H209ZM208 90V91H209ZM225 90V89H224ZM229 90V89H228ZM227 90V91H228ZM239 90V89H238ZM242 90V89H241ZM240 90V91H241ZM248 90V89H247ZM61 91V92H60ZM74 91V92H75ZM159 91H160V89H159ZM179 92L181 91L180 89L178 90ZM199 91V90H198ZM203 91V90H202ZM213 91V90H212ZM243 91L245 92V88L243 89ZM70 92V93H69ZM149 92H152V90L151 91H148L147 93H149ZM184 92H187V91H185L184 90ZM192 93H193V91H191ZM197 92V91H196ZM200 92V91H199ZM176 93V92H175ZM182 95H183V93L182 92H180ZM190 93V92H189ZM188 93V94H189ZM203 93V92H202ZM208 93V92H207ZM213 93V92H212ZM211 93V94H212ZM228 92H225V94H227ZM10 94H12V95H10ZM142 94H144L143 95V99H141L142 98ZM151 94V93H150ZM191 94V93H190ZM201 94V93H200ZM230 94H231V92H230ZM193 95V94H192ZM196 95V94H195ZM203 95V94H202ZM205 95H210V94H206L205 93ZM7 96V97H6ZM14 96L16 97V96H19V97H16V98H14ZM145 96V97H144ZM148 96H149V94H148ZM181 96V95H180ZM191 96V95H190ZM204 96V95H203ZM203 96H201V95H199V97H202L203 99H204V97ZM223 96V95H222ZM235 96V95H234ZM6 97V98H5ZM119 97V96H118ZM210 97V96H209ZM213 97V96H212ZM230 97V98H231ZM237 97V96H236ZM235 97V98H236ZM5 98V99H4ZM121 98V97H120ZM123 98V97H122ZM179 98V97H178ZM186 98V97H185ZM190 99H191V97H189ZM202 98H201V103H202V105H203V103L204 102H202ZM230 98H228V100L230 99ZM67 99V98H66ZM78 99V98H77ZM76 99V100H77ZM196 100L198 99L197 97L195 98ZM208 99V98H207ZM209 99H211V98H209ZM5 100V101H4ZM76 100H75V102H74V106H78L79 104V109L81 110V105H82V101L83 100H81V99H79V100H77L78 101V103H79V101L81 100V103H79V104H75V103H77L76 102ZM153 100V99H152ZM185 100V99H184ZM187 100V99H186ZM192 101H193V99H191ZM190 100V101H191ZM199 100V99H198ZM213 100L214 99H212L211 101H212V103H213ZM231 100V99H230ZM230 100H229V102H230ZM88 101H90V100H88ZM94 101V100H93ZM150 101V100H149ZM179 101V100H178ZM190 101H188L189 103H190ZM205 102H206V100H204ZM209 102H207V103H210L211 101L210 100H208ZM1 102V103H2ZM143 102V101H142ZM146 102H148V101H146ZM170 102V101H169ZM194 102H195V100H194ZM199 102H200V100H199ZM199 102H197V103H199ZM214 102H217V100L215 101L214 100ZM0 103V104H1ZM2 103V104H3ZM71 103H73V102H71ZM70 103V104H71ZM88 103H91V101L90 102H88ZM182 103V102H181ZM193 103V102H192ZM200 103V104H201ZM227 103V102H226ZM231 103V102H230ZM5 104H7V103H5ZM63 105V107L64 108H62V105ZM86 104V103H85ZM145 104V103H144ZM149 104H150V102H149ZM153 104H155V103H153ZM179 104V103H178ZM188 104V103H187ZM48 105V106H47ZM91 105H92V103H91ZM148 105V104H147ZM151 105H152V103H151ZM149 105L151 108H152V106H155V105ZM164 105V104H163ZM192 105V104H191ZM191 105H190V107H191ZM201 105V106H202ZM228 105V104H227ZM226 105V106H227ZM74 106H72L70 109H73V107ZM83 106H84V104H83ZM134 105L133 104H131L130 105V107H133ZM158 106V105H157ZM156 106V107H157ZM186 106V105H185ZM188 106V105H187ZM194 106V105H193ZM198 106V105H197ZM49 107V108H48ZM90 106H86V108H89ZM92 107H95V106H93L92 105ZM113 107H115V106H113ZM113 107H109V106H107V108L106 109H110V108H113ZM207 108H208V106H206ZM75 108V107H74ZM84 108H85V106H84ZM84 108H82V109H84ZM86 108H85V110H86ZM95 108H98V107H95ZM95 108H94V110H91V112H93V111H95ZM172 108V107H171ZM196 107L194 106V108H193V110L195 109ZM199 108H200V106H199ZM202 108V107H201ZM69 109V111L71 112V114L73 115L74 113H77L78 115V117H80V115L83 113V115H84V111L83 110H77L78 108H76V110L79 112H75V111H73V113H72V111ZM146 109V108H145ZM159 110L158 108H155L154 107V110ZM182 109V108H181ZM184 109H186V110H189V109H191V108H184ZM211 109V108H210ZM214 109V108H213ZM62 111V112H59V111ZM75 110V109H74ZM97 110V109H96ZM99 110H101V109H99ZM99 110H97V111H99ZM151 110V109H150ZM154 110H152V112L154 111ZM177 110H179V105H178V109ZM185 110V111H186ZM199 110H201V109H199ZM202 110H203V108H202ZM149 111V108L148 109H146V111L144 110V112H148ZM183 112V115H185V117H186V115H187V112ZM204 111V110H203ZM206 111V110H205ZM209 111H211V110H209ZM225 111V112H226ZM33 112V113H32ZM38 112H40V114L38 113ZM90 112V113H91ZM96 112V111H95ZM101 112V111H100ZM151 112V111H150ZM167 112V111H166ZM175 112V111H174ZM173 112V113H174ZM178 112V111H177ZM180 112V111H179ZM197 112H199L200 113V111H197ZM208 112V111H207ZM212 112V111H211ZM39 115H38V114ZM65 114L64 115V117H66L65 119H62V118H64V117H62V114ZM87 113V116L90 114H88V111L87 112H85V114ZM131 113H133V112H131ZM130 113V114H131ZM158 113V112H157ZM186 113V114H185ZM193 113V112H192ZM93 114H94V112H93ZM101 114V113H100ZM130 114L128 115V112H121V113H119V114H117L116 116H115V120H117V119H119V120H122V119H125V118H127V117H129L130 116ZM168 114V113H167ZM179 114V113H178ZM201 114V113H200ZM204 114H205V112H204ZM203 113H202V115H204ZM208 114V113H207ZM209 114H210V112H209ZM91 116H92V113L90 114ZM96 115V114H95ZM98 115V114H97ZM96 115V116H97ZM104 115V113H102V116ZM190 115H192V114H190ZM14 116V115H13ZM13 116L11 117V118H13ZM18 116H20V115H18ZM71 116V115H70ZM82 116V115H81ZM87 116L85 115L83 118H85V119H80V118H78L77 117V120L79 119L80 121V123H79V126L78 125H76V124H73V125H71V126H73L74 127V125H76L78 128H80L79 130H84V131H86L85 130V125H86V123H89V119H88V121H84V120H86V118H87ZM95 116V117H96ZM99 116V115H98ZM188 116H189V113H188ZM207 117H205V118H208V116L209 115H206ZM15 117V116H14ZM75 117H76V115H75ZM94 117V118H95ZM100 117V116H99ZM98 117V118H99ZM155 117V118H156ZM182 117V116H181ZM200 117V119H201V116H199ZM203 117V116H202ZM231 117V118H232ZM69 118H72V116L71 117H69ZM68 118V119H69ZM73 118H74V116H73ZM72 118V119H73ZM187 118V117H186ZM185 118V119H186ZM198 118V117H197ZM231 118H230V120H231ZM173 119V120H172ZM188 119H189V117H188ZM193 119V118H192ZM62 120L65 122L64 124L62 123ZM73 120H76V119H73ZM115 120H114V122H115ZM153 120H155V119H153ZM156 120H158V119H156ZM163 120V119H162ZM176 120V119H175ZM180 120V119H179ZM208 120V119H207ZM206 120V121H207ZM5 121V122H6ZM69 121V122H68ZM82 121H84V122H82ZM200 121H203V120H200ZM205 121V120H204ZM6 122V123H7ZM68 122V123H67ZM121 122V121H120ZM175 122H177V121H175ZM230 122V121H229ZM0 123H3V122H0ZM7 123V124H8ZM17 123V124H16ZM76 123V122H75ZM118 123V122H117ZM153 123V122H152ZM160 123V122H159ZM158 123V124H159ZM179 124H180V122H178ZM183 123V122H182ZM182 123H181V125H182ZM185 123H186V121H185ZM185 123H183V125L185 124ZM259 123H261V124H259ZM5 124V123H4ZM4 124H2L3 126H4ZM77 124H78V121H77ZM83 124V128L84 129H82V127H81V125ZM85 124V125H84ZM215 124V123H214ZM259 124V125H258ZM88 125V124H87ZM154 125H155V123H154ZM186 125V124H185ZM185 125H184V129L183 130H185ZM216 125V124H215ZM218 125V124H217ZM220 125V124H219ZM71 126H70V128H71ZM75 126V127H76ZM112 126H113V124H112ZM151 126H152V124H151ZM78 128H76V129H78ZM173 128L174 129H177L178 131H179V133L181 132V134L179 135L177 132V134L179 135V136H177V134H175V132L174 133H172V131H173ZM189 128V127H188ZM187 128V126H186V130L188 129ZM8 129V130H7ZM75 129V128H74ZM261 129V128H260ZM259 129V130H260ZM78 130V131H79ZM155 130V129H154ZM239 130V131H238ZM255 130H257V129H255ZM8 131V134L6 133V135L4 134V132H7ZM84 131H83V134H80L81 135V137L84 135V136H86L85 134H84ZM174 131H176V130H174ZM188 131H189V129H188ZM187 131V132H188ZM82 132V131H81ZM80 132V133H81ZM133 132V131H132ZM132 132H130L131 134H132ZM148 132H150L151 133V128H150V131H149V128H148ZM148 132L146 133V135H145V138H143V139H145L146 140V136L148 135ZM160 132V133H159ZM184 132H186V131H183V134H185ZM190 132V131H189ZM193 132V131H192ZM192 132H190V133H192ZM238 133V138H236V139H234V136H235V133ZM256 131H254V133H255ZM261 132H263L264 133V128H262V131ZM261 132H259V133H261ZM142 133V132H141ZM140 133V134H141ZM150 133H149V135H150ZM152 133H155L154 131H152ZM151 133V134H152ZM156 133V134H157ZM190 133L188 134V135H190ZM196 133V132H195ZM198 133V132H197ZM236 133V134H237ZM250 133H252V132H250ZM254 133H253V135H254ZM259 133H256V134H259ZM4 134V135H3ZM118 134V133H117ZM116 134V135H117ZM119 134H123V133H119ZM119 134L117 135V136H119ZM140 134H137V136L138 135H140ZM145 134V133H144ZM170 134H175L176 136H171L172 137V139H174L175 141L173 142V143H175V144H173L172 143V140L171 139H169V141H167L168 140V138L170 137L169 135ZM79 135V134H78ZM112 135V134H111ZM115 135V134H114ZM116 135L114 136L115 138H116ZM126 135V134H125ZM135 135V134H134ZM134 135H133V141H136L135 139H134ZM143 135V134H142ZM141 135V136H142ZM187 135V137H190V136H188ZM192 135V134H191ZM201 136L203 135V134H200ZM248 135V133L246 134V136ZM260 135V134H259ZM258 135V138L261 136L262 137V135H260L259 136ZM90 136V135H89ZM127 136V135H126ZM130 136V135H129ZM193 136H197V135H193ZM192 136V137H193ZM250 136V135H249ZM251 136H252V134H251ZM264 136V135H263ZM87 137V136H86ZM86 137H84V138H82V139H86ZM107 137V136H106ZM113 137V138H114ZM121 137H123V136H121L120 135V138ZM185 137V136H184ZM245 137V136H244ZM253 137V136H252ZM257 136H255V138H256ZM76 138H78L79 139V136L78 137H76ZM120 138H117V140L116 141H118V140H120ZM125 138V137H124ZM124 138H121L122 140L124 139ZM129 138H131V137H129ZM195 138V137H194ZM243 138V137H242ZM246 138H248V136L246 137ZM254 138V137H253ZM257 138V139H258ZM263 138V137H262ZM106 138H104L103 140H105ZM260 139V138H259ZM76 140V139H75ZM108 140V139H107ZM113 140V139H112ZM112 140H110V141H112ZM122 140H120L121 142H122ZM151 140H153L152 138H151ZM80 141H81V138H80ZM82 141H84V140H82ZM109 140H108V142H105V144L107 143V144H109V142H110ZM114 141V144H110V147H109V149H107V144H106V146H104V144H103V146L104 147H102L103 148V151H104V149L106 150L105 151V153L102 151V149H101V147L99 146V147H97L99 150L101 149V151H102V154L104 153V155L103 156H101L98 152H96V151H99V150H97L96 149V153H98L97 155H95V152H94V154L92 155V156H90L92 153V151H91V149L93 150V148H91L89 151H90V153H88L89 155H85V153L87 152H85L84 154H83V157H76V158H73L70 162H69V164H66L60 171H58V172H56V173H54L53 175H50V176H46L45 178H44V180H42V182L40 183V184H36V188L33 190V191H29L24 197H23V199L25 200V202H26V204H28V206H25V207H15V206H13V205H18L15 201H14V204H12V203H10L11 204V206H13V207H15L16 209L14 210V211H12V213H8L9 214V216H7L8 214H7V212H6V216L5 215H2V216H0V248L2 247V245L4 246V245H6L7 243L9 244V242H11V244H12V241L13 240H16V241H18L21 245H20V247H19V249L17 248V253L13 256V257H11V258H9V254H10V252L12 251V250H6V248L4 247V248H2L1 250H0V264H57L60 260H62L63 258V260L59 263V264H74L75 262V264H79L80 262H82V263H80V264H171V259H176V260H178L177 259V257L179 256V255H181L182 254V252L183 251H185V250H183V247H189V246H182L181 244V246H182V248L178 245V247L176 248L175 247V245L177 246V244L178 243H183L184 241H182V240H178V239H180L181 238V236H184V235H187V233H184V235L183 234H181L180 235V227L182 226V228H184V227H192V228H195L194 226H196V231L199 233L200 232V229L199 230H197V225H194V226H192L191 224H190V226L188 225L189 224V220H186V221H188V224H187V222H182V223H184V225H181L180 227H178L177 226V229L175 228V231H173V230H170V231H173V233H171V232H169V228L171 229L172 227H173V225L174 226H176L177 224L178 225H180L181 223H179L180 222V220L182 221L183 219L181 218L180 219V216H179V218H178V216H176V214H174L177 218H175L174 216H172V217H174V218H168V217H166V218H168V219H166V225L165 224H163L162 222H165V221H161V220H163L164 218L161 216V214H159V213H161L162 212V210L161 211H159V209H157L156 208V210H155V212L157 211V213H158V216H161L162 217V219L160 220L161 221V223L160 224H163L164 226H167L166 228L164 227H160V228H158V227H156L157 225H156V222L158 223V221L157 220H159L160 218L157 216H155L156 218H155V220H156V222H154L155 223V226H153L154 228H151L152 227V225L150 224L151 222H152V219H154L153 217V213H154V211L152 210L153 209V205H155V204H157V206H158V208H161V207H159L160 206V204H158V202L160 203V202H162L161 200L163 199V198H167L165 195H166V193H169L168 191L170 190V186H169V190L167 189V187L168 186H165L166 184H168V182L165 184V185H163V186H165L166 187V191L167 192H165V194H163V192L164 191H162V193H159V194H163L162 196V198H161V200L158 198V197H156V198H158V200L155 198V197H150L149 196V198H147L148 197V195L149 194H151L152 192L149 190V188L147 189V190H149L150 191V193H147L146 194V196H143L145 199H147V200H149L150 202H151V200L150 199H152V200H156V201H158V202H155V200L154 201H152V202H155L153 205H149L148 207L145 205V208H144V210L146 211L145 213H147V210H152V211H149V212H153V213H151V215L153 216L152 217V219H151V221H150V223H149V221H148V223L150 224L149 226H148V228H147V225H145L144 224V222H145V220H148L149 219V214H148V216L146 215V214H144L143 212V214L140 212V211H138V212H140L139 214H136V215H134V214H132L131 212H130V208H128V207H122L121 205V207L119 208V207H117V205H113V203H101V205H98V203H96L95 201H98L99 200V197L102 199V195L104 196V198H106V196H107V198L106 199H108L109 198V196H111L112 194H111V191H112V193L114 192L113 190H114V188H113V186L115 185V183H117L118 184V182H116L115 181V183L114 184H111V182H109L110 184H111V186L112 187H109V183H108V185H107V183H106V185L109 187V188H113V189H110L109 191V195H106L105 193L108 191V189L109 188H105L107 191L105 192V189H103V188H98L97 186L99 185V187H100V183L103 181H101L100 179H102L103 177H104V172L101 170L102 169V167L100 168V165L102 164V166H103V164H108V165H111V170L113 171V169H114V171L113 172H115L116 170H115V167H117V166H115L114 164H116L114 161V158L116 159L117 157H114V155H116L118 152L120 153V151L119 150H121V148H124L125 147V144H124V142L121 144L119 141V143L121 144V148L120 149H118L117 147H118V145L119 144H115V143H118V142H116L115 140H113ZM125 141V140H124ZM128 141H132V140H128ZM147 142H148V139L146 140ZM159 141V142H160ZM78 141H76V143H77ZM137 142H138V140H137ZM141 142V141H140ZM139 142V143H140ZM171 143V145H170V143ZM75 143V144H76ZM111 143V142H110ZM126 143V145H127V143H130V142H125ZM131 143H133V142H131ZM142 143V142H141ZM144 143V142H143ZM151 143V142H150ZM149 143V144H150ZM152 143H154V141L152 142ZM152 143L150 144L151 146H154V145H152ZM79 144H80V142H79ZM78 144V145H79ZM146 144H148V143H146ZM146 144H141L140 146H144V145H146ZM180 144H184V150H181V149H178V145H180ZM69 145H71V144H69ZM68 145V146H69ZM77 145V144H76ZM99 145H101V144H99ZM124 145V147H122ZM137 145H138V143H137ZM112 146V147H111ZM116 148V151L114 152V147ZM131 146H133L132 144H131ZM130 146V147H131ZM134 146H135V149H138V147L139 146H136V144H134ZM151 146H147L146 148H150ZM181 146V145H180ZM56 147H54L55 149H56ZM71 147V146H70ZM127 147V146H126ZM128 147H129V145H128ZM127 147V148H128ZM130 147L128 148V149H130ZM182 147V146H181ZM26 148V149H25ZM94 148H95V146H94ZM127 148L126 149H123V150H126L125 152H126V154H127V156H128V154L130 153H127L129 150H127ZM132 148H134V147H132ZM140 148V147H139ZM180 148V147H179ZM23 149H25V150H23ZM51 149V150H52ZM152 149V148H151ZM87 150V149H86ZM111 150H113V152L111 151ZM123 150H121V155H122V151ZM131 151H132V149H130ZM134 150V149H133ZM139 150V149H138ZM138 150H135V152H137ZM198 150H200V151H198ZM83 151H85V149L83 150ZM145 151V149L143 150L142 148H140V150H139V152L140 153H142V152H144ZM147 151V152H146ZM146 151H145V153L144 154H146V153H148L149 151L146 149ZM154 151H157V147H155L154 146V149H153V151L152 152H154ZM190 151V152H189ZM25 152H24V154H25ZM107 152V153H106ZM135 152H134V154H135ZM150 152H151V150H150ZM187 152H189L190 154H187ZM211 152V151H210ZM211 152V153H212ZM19 152H17V154H18ZM207 153H209L208 151H207ZM22 154L23 153H21L20 154V156L22 157ZM87 154V153H86ZM132 155H130V157L128 156V158H126V159H129V158H131V156H133V151H132V153H131ZM137 154H138V152H137ZM137 154H135V155H137ZM179 154H181L182 156H179ZM201 154V155H200ZM206 154V153H205ZM19 155V154H18ZM17 155V157L16 158H19L20 156H18ZM26 155V154H25ZM25 155H23V156H25ZM125 154H124V152H123V157H125L124 156ZM150 155V154H149ZM149 155L147 154V155H143L144 157L145 156H148L149 157ZM211 155H212V157H211ZM117 156H118V154H117ZM120 156V155H119ZM121 157V156H120ZM119 157V158H120ZM134 157V156H133ZM140 157H142V155L140 154ZM189 157H187V159L189 158ZM26 159H27V157H25ZM136 158V157H135ZM135 158L133 159L134 160V162L136 161V162H138L139 161V159L138 160H135ZM138 158V157H137ZM152 158H157V157H155L154 155H151V159ZM157 158V159H158ZM179 158L177 159V161H179ZM191 158H193V156L191 157ZM19 159H21V158H19ZM18 159V160H19ZM23 159H24V157H23ZM98 159H101L100 160V162H97V161H99ZM143 159H145V158H143ZM146 159H147V157H146ZM149 159V158H148ZM154 159V160H155ZM195 159V158H194ZM200 159L198 160L197 159V157H196V161H192V162H197V160H198V162L200 163ZM12 160H14L15 161V158H13V159H11V161ZM17 160V159H16ZM17 160V161H18ZM121 160H125L124 158L122 159L121 158ZM140 160L142 161V159L140 158ZM192 160V159H191ZM191 160L189 161V159H188V161H189V167H187L189 170H190V168H192L193 166L195 167V165H192V164H194V163H192L191 165H192V167L190 166V162H191ZM17 161H15V162H17ZM21 161V160H20ZM122 161V162H123ZM141 161H139V163L141 162ZM187 161V160H186ZM185 161V162H186ZM206 161L208 162V163H206ZM15 162H12V163H15ZM112 162H113V164H112ZM117 162V161H116ZM119 162V161H118ZM125 162V161H124ZM123 162V163H124ZM130 162H131V165L132 164H134V162L132 163V159L130 160ZM130 162H129V160H128V162H125L126 163V165H128V163L130 164ZM135 162V163H136ZM143 162V161H142ZM148 162V163H147ZM145 161V162H143V164H142V166H143V168H144V164L146 165V170H145V168L144 169H142V168H140V166H138V163H137V165L135 166H132V167H137V169L138 168H140V171L142 170V172H138V173H143V174H145V173H147L146 171H147V164L149 165L150 163V161L148 160V161ZM153 162V161H152ZM156 162V163H157ZM176 162V161H175ZM184 162V161H183ZM121 163V162H120ZM155 163V162H154ZM154 163H153V165H154ZM174 163V162H173ZM181 163L182 162H179V164H180V167L182 168V166H183V164H185V163H183L182 165H181ZM118 164V163H117ZM152 164V163H151ZM158 164V163H157ZM165 164V165H166ZM171 164V163H170ZM169 164V165H170ZM175 165H176V163H174ZM174 164H171L170 166H174ZM178 164V163H177ZM118 165H120V164H118ZM123 165V164H122ZM126 165H123L124 167H126ZM131 165H128V166H131ZM165 165H162L163 167H166ZM186 166L188 165L187 163L185 164ZM184 165V166H185ZM198 164H196V166H197ZM14 166V165H13ZM123 166H121V168L123 167ZM127 166V168L130 170V167H128ZM141 166V167H142ZM158 166V165H157ZM170 166H168V167H170ZM183 166V167H184ZM18 167V166H17ZM114 167V168H113ZM149 167V166H148ZM150 167H151V165H150ZM168 167H166V168H168ZM178 167V166H177ZM179 167V168H180ZM192 168V170H194L195 168L197 169V170H199V172L202 170L203 171V169H201L200 170V167H199V165H198V167H199V169L197 168V167H195V168ZM19 168V167H18ZM106 168H108V166H106L105 167V169ZM113 168V169H112ZM126 168V169H127ZM154 168H157V167H154ZM153 167H152V171H153V169H154ZM158 168H160V165L158 166ZM157 168V169H158ZM162 168V167H161ZM160 168V170H161V173L160 174H164V173H162V172H164L165 170H164V168H163V170L164 171H162V169ZM171 168V167H170ZM175 169H176V167H174ZM173 168V169H174ZM178 168V169H179ZM181 168H180V170H179V172L181 171ZM12 169L13 170H15L16 168L15 167H12ZM120 169V168H119ZM123 169H125V168H123ZM127 169V170H128ZM133 169V168H132ZM150 168H148V170H149ZM157 169H154V170H157ZM173 169H171L173 172H176L175 170H173ZM178 169H176V170H178ZM184 169V171H182V175L184 174L183 172H185V167L184 168H182V170ZM188 169H186V170H188ZM18 170V169H17ZM17 170L15 171V173L14 174H16L17 173ZM103 170H104V167H103ZM107 170H110L109 168L107 169ZM127 170H125V172H127ZM128 170V171H129ZM143 170H145V173H144V171ZM159 170V171H160ZM167 170V169H166ZM168 170H169V168H168ZM191 170V171H192ZM99 171H101V173L99 172ZM105 171V170H104ZM112 171H110V172H112ZM118 171V173H120V171L119 170H117ZM122 171V170H121ZM133 171V170H132ZM136 171V169H134V172ZM194 171H196V170H194ZM107 171H105V175L107 174L106 173ZM110 172H109V175L108 176H111L110 175ZM124 171H122V173H120V174H126V173H123ZM130 172L131 171H129V173H127V175L128 174H130ZM150 172V171H149ZM157 172V174H159L158 173V171H156ZM173 172H171V173H173ZM198 172V171H197ZM18 173H19V175L18 176H20L22 179L23 178H27V179H29V176L30 175H32V173L30 172V173H28V172H24V171H20V170H18ZM17 173V174H18ZM23 173H26L27 175V177H23L25 174H23ZM151 173V172H150ZM155 173V172H154ZM168 173H169V171H168ZM168 173H166V174H168ZM170 173V175L169 176H172V174ZM177 173V172H176ZM176 173H173V174H175V175H177V177L178 178H180L179 176H181V174L180 173H178V174H176ZM187 173H189L190 174V177L192 176H194V174L195 175H197L196 173H194L193 171H192V174L193 175H191V173H190V171L189 172H187ZM186 173V174H187ZM28 174H29V176H28ZM102 175L103 177H101V178H99L98 180H97V182H99V180L101 181L99 184L96 182V177H97V175ZM131 174H133V172H131ZM130 174V175H131ZM134 174H136V172L134 173ZM152 175H154V176H156L155 174H153V173H151ZM151 174H146V175H148V179H149V175H151ZM159 174V179H163V178H160V176H162V175H160ZM180 174V175H179ZM186 174H184V175H186ZM189 174H187L188 176H189ZM200 174H202V173H200ZM112 175H114V174H112ZM116 175V174H115ZM128 175L129 177H131V176H133V175ZM146 175H143L144 176V178H147L146 177ZM165 175V174H164ZM163 175V176H164ZM175 175H173V176H175ZM183 175V176H184ZM186 175V176H187ZM8 176V175H7ZM7 176H5V178H7V179H5L3 182L4 183H10V186H12V185H14V187H16L15 186V184L14 183H16V181H14V178H12V179H9L10 178V175H9V178L7 177ZM126 176V175H125ZM124 176V177H125ZM137 177L136 178H138L139 176L138 175H136ZM143 176L141 175V179L143 178ZM182 176V177H183ZM20 177H19V179H20ZM106 177V181L108 182V180H107V176H105ZM104 177V178H105ZM113 177H117V179H118V175H116V176H113ZM124 177H122L123 179H124ZM129 177H127L126 176V179L128 178L129 179ZM152 177V176H151ZM185 177V176H184ZM192 177H191V179H192ZM4 178V177H3ZM16 178V177H15ZM108 178H110V177H108ZM135 178V176H134V179H136ZM152 178H156V177H152ZM151 178V179H152ZM157 178V179H158ZM165 178H166V176H165ZM169 178L171 179V181H173V179H175V177L172 179L171 177H168V180H169ZM22 179H21V181H22ZM120 179H121V177H120ZM119 179V180H120ZM132 179V181L134 180L133 178H131ZM130 179V180H131ZM148 179H145L146 181L148 180ZM158 179V180H159ZM186 179H190V178H188V177H186L185 178V180ZM190 179V180H191ZM16 180V179H15ZM105 180V179H104ZM110 180H111V178H110ZM109 180V181H110ZM130 180H129V182H130ZM140 180V179H139ZM138 180V181H139ZM143 180V179H142ZM141 180V181H142ZM150 180V179H149ZM154 180H156V179H154ZM166 180H167V178H166ZM190 180H188V181H190ZM112 181H114V179L112 178ZM122 181V179L120 180V182ZM131 181V182H132ZM141 181H139L140 182V185H141V187L140 188H142V186H143V184L145 183L144 182V180H143V182H141ZM162 181H164V180H162ZM162 181H159V182H162ZM179 181V180H178ZM2 182V183H3ZM18 182V181H17ZM22 182H24V181H22ZM22 182H20V183H22ZM94 182H96L97 183V185H96V183H94ZM105 182V181H104ZM126 182H128V181H126ZM134 182V181H133ZM133 182H132V184H133ZM135 182H136V180H135ZM139 182H137V187H139L140 185H138V183ZM148 182V181H147ZM146 182V183H147ZM149 182H151V180L149 181ZM148 182V183H149ZM152 182H153V180H152ZM151 182V183H152ZM154 182H157V180L156 181H154ZM159 182H157V183H159ZM25 183V182H24ZM23 183V184H24ZM90 183H92V184H90ZM122 183V182H121ZM120 183V184H121ZM123 183H125L124 181H123ZM141 183H143V184H141ZM145 183V184H146ZM173 183L175 184L176 183V181L175 182H170L169 184H172L173 185ZM190 183H191V181H190ZM189 183V184H190ZM17 184V183H16ZM19 184V183H18ZM22 184V185H23ZM130 184V183H129ZM135 184V183H134ZM154 184V183H153ZM160 184V183H159ZM159 184H156L157 185V187H160L161 186V188H160V190L158 189V191L159 192H161V190H162V185H159ZM162 184H163V182H162ZM177 184V183H176ZM175 184V185H176ZM179 184H180V182H179ZM178 184V186H180ZM188 184V183H187ZM123 185V184H122ZM128 185V184H127ZM147 185V184H146ZM150 185V184H149ZM171 185V186H172ZM190 185H192L193 186V184H190ZM117 185H115V187H116ZM124 186L126 187V184H124ZM130 186H132V185H129L128 186V189H129V187ZM151 186V185H150ZM177 186V185H176ZM103 187H104V184H103ZM120 186H118L117 188H119ZM135 187H136V185H135ZM153 187V186H152ZM157 187H153V188H157ZM164 187V188H165ZM172 187H174V186H172ZM211 187V188H210ZM212 187H213V189H212ZM122 187H120V191H122V189H121ZM134 188V187H133ZM133 188H131L130 187V189H133ZM140 188H139V190H140ZM152 188V189H153ZM163 188V189H164ZM185 188V187H184ZM125 189H127V187L126 188H123V191L125 190ZM136 189V188H135ZM143 189V188H142ZM144 189H145V185H144ZM151 189V188H150ZM176 189V188H175ZM208 189H212L211 191H209ZM139 190H138V192H139ZM147 190H145V191H147ZM173 191H174V189H172ZM178 190V189H177ZM119 191V192H120ZM128 191H130V190H128ZM128 191H127V193H128ZM132 191V190H131ZM130 191V193H138L136 190H133V192H131ZM135 191V192H134ZM153 191V190H152ZM184 193H183V192ZM116 193L118 192V190L117 191H115ZM118 192V193H119ZM144 191H140V193H143ZM154 194H152L153 196H156V195H158V192H157V190L155 191V189H154ZM172 191H170V193H171ZM181 192H182V194H181ZM190 192H192V190H190ZM101 193H103L102 195H101ZM114 194V195H117V194ZM126 192H124V194H125ZM139 193V194H140ZM157 193V194H156ZM169 193V194H170ZM173 193V192H172ZM62 195V194H67L63 199H61V200H58V201H56L55 203H53V204H50V202H51V199L53 198V197H55V196H57V195ZM123 194V193H122ZM122 194H119V196L120 197H122V196H124V195H122ZM156 194V195H155ZM174 194V193H173ZM177 194V193H176ZM175 194V195H176ZM101 195V196H100ZM114 195H112L113 197H114ZM126 195V194H125ZM132 195H134V194H132ZM138 195V194H137ZM142 195H145V193H143ZM177 195V196H178ZM119 196H118V198H119ZM134 196H136V195H134ZM139 196V195H138ZM159 196V195H158ZM161 196V195H160ZM168 196V195H167ZM178 196V197H179ZM117 197V196H116ZM125 197V196H124ZM128 197V196H127ZM141 199L143 198V197H141V195L139 196ZM112 198V197H111ZM115 198V197H114ZM132 198V197H131ZM134 198V197H133ZM140 198H138V199H140ZM174 198V197H173ZM172 198V199H173ZM176 198L177 197H175V201H176ZM130 199V198H129ZM171 199V200H172ZM182 199V198H181ZM4 200H6V195H4V197H2V199H1V201H0V203L1 202H3ZM110 200V199H109ZM132 201H134L133 199H131ZM144 199H142V201H143ZM160 200V201H159ZM167 200V202L166 203H170V202H168V200L169 199H166ZM104 201V200H103ZM129 201V200H128ZM137 201V200H136ZM140 200H138V202H139ZM146 201V200H145ZM148 201V202H149ZM164 201V200H163ZM13 202V201H12ZM22 202L23 203H25L23 200H22ZM102 202V201H101ZM107 202V201H106ZM124 202V201H123ZM172 203L174 202V200L173 201H171ZM47 203H49V205H48V207L46 206V204ZM97 205H96V204ZM135 203V202H134ZM142 203V202H141ZM143 203H145V202H143ZM162 203H164V202H162ZM161 203V204H162ZM114 204H115V202H114ZM139 204V203H138ZM148 204V203H147ZM1 205V204H0ZM9 205V204H8ZM130 205V207H132L133 205H137V202H136V204H129ZM132 205V206H131ZM165 204H163V206H164ZM7 206V205H6ZM99 206V207H98ZM141 206H142V204H141ZM156 206V207H157ZM186 208H185V207ZM1 207V206H0ZM5 207V206H4ZM12 207V208H13ZM98 207V208H97ZM114 207V208H113ZM137 207H139V205L137 206ZM137 207L135 208L136 210H137ZM165 207H167V206H165ZM185 208V209H182V208ZM191 207H192V210H190L191 209ZM194 207V208H193ZM202 207V208H201ZM1 208H3V207H1ZM0 208V209H1ZM8 208H11L10 206H8L7 207V209ZM34 208H40V210H36V209H34ZM142 208V207H141ZM148 208V209H147ZM150 208H152V209H150ZM155 208V207H154ZM168 208V207H167ZM173 208V209H172ZM175 208V209H174ZM4 210H5V208H3ZM3 209H1V211L3 210ZM71 209H74L75 210V212H73V213H69V210H71ZM132 209H133V207H132ZM135 209L134 210H132L133 212L135 211ZM138 209H140V208H138ZM143 209V208H142ZM162 209H163V207H162ZM197 209V210H196ZM199 209V210H200ZM8 210H11V209H8ZM169 210H171L169 213H168V211ZM198 210V211H199ZM174 211V212H175ZM198 211L196 212L197 214H198ZM4 212V213H5ZM10 212V211H9ZM137 211H136V213H138ZM173 212V211H172ZM173 212V213H174ZM199 212H201V210L199 211ZM135 213V212H134ZM195 213V212H194ZM193 213V215L195 216V214ZM238 213V215H236ZM156 213H154V215H155ZM171 214V213H170ZM179 214V215H180ZM231 214V215H230ZM235 214V215H234ZM165 215V216H166ZM172 215V214H171ZM190 215V214H189ZM192 215V214H191ZM221 215H225V217H221ZM164 216V215H163ZM170 216V215H169ZM194 216H193V219H194ZM197 216H199V214L197 215ZM228 216H227V218H228ZM145 217H148L147 219L145 218ZM151 217V216H150ZM188 218H190V216L188 217ZM195 218H199V217H195ZM187 219V218H186ZM200 219L201 218H199L198 220H197V222L199 221V222H201L200 221ZM22 220H25V221H30V224H32L33 225V227H31V225L28 223V222H26V226H23L22 227V229L19 227V225H20V222L22 221ZM168 220V221H167ZM190 220H192V218L190 219ZM231 220V219H230ZM230 220L228 221V220H226L225 219V221H228V222H230ZM193 221V220H192ZM44 223L45 224V226L44 227H40L39 225L41 224V223ZM147 222V221H146ZM227 222V223H228ZM154 223H153V225H154ZM194 222H192V224H193ZM142 224H144L146 227H143V228H147V229H149V230H147V229H145L144 231H148L146 234H145V232L143 233V231H142V236L145 234V236H143V238H141L142 236L141 235H139V233L141 232H139L138 233V236H140V238L142 239H140L142 242H144V243H142V242H138L139 240H138V237H136V235H135V237L137 238V239H134V241L136 240L137 242H135V245H137L138 243H142L143 245L147 242V246H144V249H150V250H141L142 248H143V245L142 244H140V249L138 248V246L139 245H137V246H135L133 243H134V241H133V243H129V244H127V242H125L126 241V236H134V234H136V232H137V230H138V227H139V230H141V228H140V225H142ZM213 224V225H212ZM219 224V223H218ZM217 224V225H218ZM226 224V223H225ZM139 225V226H138ZM144 225H142V226H144ZM219 225V226H220ZM228 226H229V228L231 227V225H232V223H231V225H229V223L227 224ZM227 225H225L224 227H227ZM141 226V227H142ZM151 226V227H150ZM184 226V227H183ZM202 226H199V227H201L202 228ZM222 226V225H221ZM232 226V227H233ZM210 227V226H209ZM208 227V228H209ZM215 227H218V226H216L215 225ZM224 227H221L222 229H225ZM232 227H231V229H232ZM162 228L163 229H165V231L168 229V232H169V234L168 235H165V232H161V233H163V234H159V230H162ZM182 228H181V230H182ZM214 228V227H213ZM220 228V227H219ZM220 228V230H222ZM228 228V227H227ZM159 229V230H158ZM174 229V228H173ZM204 229V228H203ZM202 229V231H204ZM217 229V228H216ZM231 229H230V231H231ZM233 229H234V227H233ZM232 229V230H233ZM234 229V230H235ZM186 230V232H187V228H184V231ZM188 230H189V228H188ZM191 230V229H190ZM209 230V229H208ZM207 230V231H208ZM213 230V229H212ZM227 230H229V229H227ZM162 231H164V230H162ZM194 231V230H193ZM192 231V232H193ZM195 231V232H196ZM206 231V232H207ZM211 231V230H210ZM214 231V230H213ZM212 231V232H213ZM217 231V230H216ZM216 231H214V232H216ZM223 231V230H222ZM221 231V232H222ZM167 231H166V233H168ZM182 232V231H181ZM189 232V231H188ZM194 232V233H195ZM225 232H222V233H225ZM234 231H232V233H233ZM201 233V232H200ZM220 232H218V235H222V234H219ZM236 233V232H235ZM191 235H192V233H190ZM208 234H210V232H208ZM208 234H206V235H208ZM214 234V233H213ZM225 234V235H226ZM36 235V236H35ZM190 235V236H191ZM195 237H196V235H197V233H196V235L195 234H193ZM199 235V234H198ZM201 235V234H200ZM203 235H205V233L203 234ZM205 235V236H206ZM218 235L216 234V235H214V236H217L218 237ZM32 236H35V238L32 240ZM189 236V235H188ZM187 236V237H188ZM194 236H191L192 238L194 237ZM202 236V235H201ZM212 236V235H211ZM134 237V238H135ZM185 237V236H184ZM187 237H185L186 239H187ZM200 237V236H199ZM210 237V236H209ZM208 237V238H209ZM201 238V237H200ZM206 238V237H205ZM221 238V237H220ZM220 238H218V239H220ZM222 238H223V236H222ZM225 239H226V237H224ZM128 239V238H127ZM182 239V238H181ZM195 239V238H194ZM203 239H204V237H203ZM211 239V242H212V238H210ZM216 239V238H215ZM215 239H213V240H215ZM218 239H216V241H218ZM189 240H191V239H189ZM188 239L187 240H185V242H190L191 243V241H189ZM198 237H197V239H195L194 240V243L192 244L193 245V247H194V245L198 242ZM205 240V239H204ZM204 240H202V241H204ZM209 240V239H208ZM207 240V241H208ZM227 240V239H226ZM176 241H179L177 244H176ZM182 241V242H181ZM193 241V240H192ZM206 241V240H205ZM210 241V240H209ZM221 242L223 241V240H220ZM122 242H124V243H126L127 245H122L121 243ZM130 242H132V241H130ZM221 242H219V243H221ZM137 243V244H136ZM203 243V242H202ZM212 243H214V242H212ZM223 243V242H222ZM10 244V245H11ZM175 244V245H174ZM186 244V243H185ZM189 244V243H188ZM204 244H206V243H204ZM203 244V245H204ZM142 245V246H141ZM190 245V244H189ZM197 245V244H196ZM208 245V244H207ZM210 245V244H209ZM209 245H208V247H209ZM215 245V244H214ZM222 245V244H221ZM191 246V245H190ZM198 246V245H197ZM206 246V245H205ZM219 245H217V247H218ZM138 249H137V248ZM142 247V248H141ZM180 247V248H179ZM200 247V246H199ZM203 247V246H202ZM207 247V246H206ZM190 248V247H189ZM195 248V247H194ZM193 248V249H194ZM197 248V247H196ZM211 248V246L209 247V249ZM154 249H156L157 251H161V252H159V253H157V254H159V255H161L162 257H160V258H157V257H153V254H155V253H153V252H150V251H154ZM180 249H182L180 252L178 251V250H180ZM202 249H204V247L202 248ZM209 249H207V251L209 250ZM178 251V253H177V251ZM189 250V249H188ZM194 250H199V249H194ZM194 250H193V253L192 254H194V253H196V252H194ZM189 251H192V249H190ZM200 251V250H199ZM198 251V252H199ZM202 251V250H201ZM206 250H205V253L207 252ZM165 252V254L164 255H162L163 253ZM197 252V253H198ZM188 253V252H187ZM186 253V254H187ZM219 253V254H218ZM157 254H155V255H157ZM184 255H185V252H184ZM190 255H191V253H190ZM196 255V254H195ZM198 255V254H197ZM182 256H183V254H182ZM189 256V255H188ZM194 256V255H193ZM193 256H192V260H189V259H187V260H185V261H181V264L183 263V264H196V262H195V259H193ZM69 257L72 259V262H70V261H68L69 260ZM180 257V256H179ZM178 257V258H179ZM191 257V256H190ZM201 257V255H200V253H199V258ZM202 257V258H203ZM181 258V257H180ZM184 257H182L181 259H183ZM185 258H186V256H185ZM184 258V259H185ZM189 258V257H188ZM196 258H197V256H196ZM198 258V259H199ZM201 258V259H202ZM232 258V259H231ZM264 258V257H263ZM170 259V260H169ZM191 259V258H190ZM228 259V258H227ZM166 260V261H165ZM194 260V261H193ZM204 260V263L205 262H207V260L206 259H203ZM206 260V261H205ZM209 260H210V262H209ZM85 261V262H84ZM170 261V262H169ZM173 261H175V260H172V262ZM179 261V260H178ZM199 261V260H198ZM201 261V260H200ZM169 262V263H168ZM202 262V261H201ZM225 261H223V263H224ZM234 262V261H233ZM233 262L231 261L230 262V264L232 263L233 264ZM260 262H261V260H260ZM175 263H177L178 264V262H175ZM172 264H174V263H172ZM180 264V263H179ZM197 264H199V263H197ZM225 264V263H224ZM260 264V263H259Z\"/></svg>", "mask_w": 264, "mask_h": 264}, {"label": "rangeland", "instance_id": "374dc122", "mask_svg": "<svg viewBox=\"0 0 264 264\" xmlns=\"http://www.w3.org/2000/svg\"><path fill=\"white\" fill-rule=\"evenodd\" d=\"M34 1V0H33ZM53 2V4H54V1L53 0H39V2L36 0V2L34 1V2H32V0H29L27 3V5H26V7H31L30 9H32V10H34L36 7L37 8H40L41 9V11L42 10H44V9H42L43 7L41 6V4H44V6H45V4H46V6L49 4V5H51L52 4V2ZM57 1V0H56ZM62 0H58V2H61ZM66 1L67 0H64V1H62L61 2V4L63 3V2H65V3H63L64 4V7L63 8H65V10L67 11V14L65 13L66 11L64 10V13L66 14V16L65 17H68L69 16V18H62V16L63 15H65L64 13H63V15L61 16V14L59 15V17H60V19L61 20H59L58 22L59 23H56V20H58L59 18L57 17V19L56 20H54V24H56V26H57V28L60 26V28H58V31H56V32H54L53 33V31H55L57 28H56V26L53 24V27L55 26V28H52V24L50 23L49 25H47L46 27H48L49 29V31L47 30V31H44V32H46V33H48L47 35H46V33H44V35H43V33H42V35H41V33H40V35L39 36H41L40 37V39L41 38H44L43 39V41L42 42H39L40 41V39H36L37 41L36 42H38V46H37V44L36 43H33V45H34V47H35V50H37L38 49V51H35V52H33L34 51V48H32L33 47V45H31L30 46V44H32V42H35V40L34 41H31L30 39H35V38H38V37H36V36H38L37 34H39V33H37V34H32V35H30L31 33H34V32H32V31H35V29H33V30H31V33H25V37L23 36L22 38H20L19 36L17 37L18 38V40L19 39H21L20 41H14V40H16L17 38L15 37L14 39H12L13 41H12V43H15V45H13L11 48H10V50H11V52L12 53H10L9 52V54H10V56L12 57V56H14L16 53L15 52H17V50H18V52H17V56L16 57H19V58H16L15 57V59H16V61H20L21 63L22 62H24V64L26 63L27 65H23L22 66V68L24 69L26 66H28V68L26 69H24L21 73H19L21 70H18V73H16L17 74V77L21 80V79H23V77L25 76V74L27 75V76H30V75H32V74H34L35 72H37L39 75H40V73L43 71V70H45L46 69V67H47V69L48 70H51L50 69V67L52 66V65H58V66H60V71L59 72H61V71H63L64 72V74H62V72H61V74H62V76H61V78L59 79L58 78V76H59V73L56 75L57 77L55 78L56 80H59L57 83L58 84H60V85H62V86H58V84H56V85H54V81H50V82H45L46 84L44 85V86H48L47 84L49 83V86H50V90L49 91H51V93L53 92L52 90H54V91H56L55 89H58V91L59 90H62V89H64V86H66V84L67 83H65L64 84V82L62 83L61 82V80H62V78L64 79V80H62V81H66L67 79H68V81H66V82H68V84H67V87H65V88H69V87H71L72 85H73V83L75 82H77L76 84L78 85L77 86V91H73V89L72 88H74L75 87V85H73V87L72 88H70L71 90H72V92H71V94H70V96H68V97H66V98H64V99H62V101H65V102H62L63 104L65 103V104H67V101L69 102L70 101V103L71 102H73V103H69L68 105H65L66 107L68 106H70L69 107V109L72 107V106H74L73 104H74V102H75V100L77 99V100H79V99H81V100H83L82 102V105H81V110H83L84 111V115H83V113L80 115V117H78L77 115V113H74L73 115L71 114V112L69 111V109L67 108V110L68 111H66V115H67V112H69L70 114H68L69 116L66 118V117H64V113L62 114V117H64V118H62V119H65L66 121L67 120H69L70 121V119L72 120L71 122H74L73 124H76V125H78L79 126V123L81 122L79 119L77 120V117L78 118H80V119H82L85 115L87 116V113L85 114V112H87L88 111V114L91 112V110H94V108L95 107H98V108H95V111H93L94 112V114H93V112H91L92 113V116L89 114L88 116H87V118H86V120H84L85 122L86 121H88V119H89V123H86V125H85V130L86 131H84V130H79L80 128H78L76 125H74V127L73 126H71V125H73L72 123H70L71 125H69V129L67 128V130H70V129H72V130H74V131H76V132H78V134H77V136H75L74 138L76 139H73V145H72V141L70 142V143H68L65 147H56V146H53V149H52V147L51 148H46L45 147V145H39V144H37V145H35L32 149H30L28 152H25L26 150V148L25 149H23V150H25V151H17V152H19L18 154H17V152H14L13 153V156L11 155V159H13V158H15V161H17L19 158H21V159H19L17 162H15L14 160H12L11 161V159L9 158V159H0V201H1V199H2V197H4V195H6V200H4L3 202H1L0 204V206L1 207H3V208H5V210L3 209V208H1V209H3L2 211H1V209H0V216H2V215H5L6 214V212H7V214L8 213H12V211H14L16 208L15 207H25V206H28V204H26V202H25V200L23 199V197L29 192V191H33L36 187V184H40L41 182H42V180H44V178L46 177V176H50V175H53L54 173H56V172H58V171H60L66 164H69V162L73 159V158H76V157H83V154L85 153V155H89L88 153H90V149L91 148H93V150L91 149V155L90 156H92L93 154H94V152L96 151V149L97 150H99L97 147H101V149H102V151H103V148L102 147H104V146H106V144H105V142H108V140L110 141V140H117V138H120V135L121 136H123V137H121V138H124L123 140L120 138V140H122V142L120 141V140H118L121 144L124 142V144H125V147H124V145L122 146V147H124V148H121V144L118 142V141H116V142H118V143H115L116 145L117 144H119L118 145V149H120L121 148V150H123V149H126L127 147H128V145H129V147L131 146V144L133 145V146H131L130 147V149H132V151H133V156H131V158H129V159H126V158H128V156L130 157V155H132L131 153H132V151L130 150V149H128L127 148V150H129L127 153H129L128 154V156H127V154H126V150H123L122 151V155H121V150H119L120 151V153L118 152L117 154H118V156H117V154L116 155H114V157H117L116 159L114 158V162L116 163V164H114L115 166H117V167H115V170L117 169V170H119L120 171V173H122V171H124L123 173H126V174H120V173H118V171L116 170L115 172H113L114 171V167L112 168L113 169V171L111 170V165H108V164H103V166H102V164L100 165V168L102 167V171L104 172V177L105 176H107V180H108V182L106 181V177L104 178L101 174L100 175H97V177H96V182H97V180L99 179V178H101V177H103L102 179H100L99 180V182H97L98 184L100 183V187H99V185L97 186L98 188H103V189H107V188H109V187H112L111 186V184H114L115 183V181L116 182H118V184L117 183H115V185H117L116 187H115V185L113 186V188H114V192L112 193V191H111V194L112 195H114L116 192L115 191H117L118 190V192L120 191L119 189H120V187H122L121 189H122V191H120L117 195H114V197L111 195V196H109V198L108 199H106L107 198V196H106V198H104V196L102 195L103 193H101V197H102V199L99 197V200L98 201H95L96 203H98V205H101V203L103 204V203H113V205L115 206V205H117V207H128V208H130L131 210H130V212L132 213V214H134V215H136V214H139L140 212L142 213L143 211V213L144 214H146L147 216H148V214L151 216H149V219L148 220H145V222H144V224L145 225H147V228H148V226L151 224L152 225V227L151 228H154L153 226H155V223L154 222H156V220L158 219H156L155 220V218L158 216V213H157V211L155 212V210H156V208L157 209H159V211H161L162 210V212L161 213H159V214H161V216L164 218L163 220H161L162 219V217L161 216H158L160 219L159 220H157L158 221V223L156 222V227H158V228H160V227H163L164 225L163 224H165L166 225V219H168L169 217L170 218H177L176 216H178V218H179V216H180V219L182 218L183 219V217H181V216H185V215H183V213L185 214V212H186V207L184 208H182V209H185V211L183 212V210H182V215L180 214H177L178 212H180V211H178L177 209H175V210H177V213H176V211L175 210H169L168 211V213L169 214H164L165 212L167 213V211H165V210H167V209H169V206L167 205V204H169L170 205V207H172L171 205H173L174 203H176L177 202V199L178 198H180L181 196V198H180V200H183L184 199V197H183V195L184 196H187V194L189 195V193H190V195L192 194V193H195V191H196V193H199L198 191H199V188H197L196 186H194V183H192V181L194 182V180H193V178L195 177V176H204V171H205V169H203V168H201V166H200V164H201V161H202V163H204L205 161V157L204 156H206V157H208V158H206V160L208 159L209 160V157L210 156H208L207 154H212V155H214L213 154V152H212V150L213 149H208L207 151L209 152V153H207V151H200V150H198V151H200L202 154H203V156H201V157H203V158H198V153L199 152H196V151H193V152H191L192 154H190L189 152H187V154H190V155H192L193 156V158H191V157H189L188 155H186V153H185V155L184 154H182L183 155V158H184V156H187V157H189L188 159H189V161L191 160V162H190V166L192 167V165H195V167H197L198 169H199V167H200V170L201 169H203V171L201 170L200 172H199V170H197L194 166V170H196V171H194V170H192V168H190V170L187 168V167H189V161H188V159H187V157H186V159H183V161H181L182 159V157L181 158H179V161H177V159L178 158H175V160L173 161V160H171V161H169V162H167V163H171V164H174V163H176V165L174 164V166L172 167V166H170L169 164L167 165L166 163V165L165 164H159V162H157V160H159V158H162V155H163V153H164V151H165V148H166V145L168 144L166 141L164 142V143H166L165 144V146L163 145V146H161V141H160V137H158V133L156 132L157 131V129L158 128H160V124L161 125H163L164 123L163 122H166V121H164V120H166L165 118H159V117H156L157 116V114H159L158 116H161V115H169V114H171V116H174V121H171V122H173L175 125H174V128L176 127V125L178 124V126L176 127V128H179V125L180 126H183V127H180L179 128V131H181L182 130V134H181V132L179 133V131L177 130V129H174L173 128V131H172V133H174L175 132V134H181L183 137V139H185V138H187V139H196V137L198 138L199 136V140L198 141H200L202 138H203V136H204V134L206 133V136L208 135V133H211L212 132V130H213V127L214 126H223V127H225V126H227L228 124L229 125H231V124H233L234 123V118L232 117H230V116H228L227 114H225V113H227V111L229 110V108H231L233 105L235 106V102L237 101L236 99L238 98V96L240 95V94H242V93H244L243 94V96L244 97H246L247 96V94L250 92V86H248V85H250V82H247L248 84H247V89H246V86H244L246 83H244L245 81H244V79H243V75L245 76L246 75V73L247 72H244V73H242V75H241V78L243 79H241L240 78V76H239V80H237V83L238 84H236L237 86H236V90H235V92L236 91H239V92H237V93H234V95H233V97H234V99L231 97V95L233 94V92L231 91V89L233 88V86L231 87L230 85H228V84H230L229 82H226L224 79H222V81L224 82H219L218 81V79L216 80V83L214 82L209 88H205V90H204V88H202V90H201V88L199 89V81L200 80H198L197 78H195L194 79V76H192V79H191V77H189L190 78V82L188 81L189 80V78L187 79V81L185 80L183 83H181L180 84V86L177 88V87H175L174 85L175 84H170L171 82H168V81H163V79L161 80V81H159V79H158V81H157V85H160V86H158V87H155V88H153V89H148V90H146L147 92L148 91H151L152 90V92H149V93H147L146 91H145V89H144V91H143V88H146L147 89V87H148V84H150V82L152 83L153 81H149V80H154L155 81V78H157L158 76H162L163 75V72H161V71H164L165 69L167 70L168 68L167 67H169V65L167 64V63H169L170 64V62H172V64H173V61H175L174 59H176L177 58V56H176V58H173V57H175V55L174 54H171V49H173V48H171V49H168V51L166 50V52L164 53V52H162V53H154V51H153V53L152 52H150V51H152V50H150L151 48L148 46V45H145L146 44V40L145 39H147V37L145 36V38L144 39H142L141 37H140V35H138L139 37H137V36H135L134 34H136L137 32H139L141 35L144 33V35H146L145 34V30H144V27L146 26V27H148L149 26V24H147L146 25V21L147 22H149V19H148V17L150 18V16L152 15V13L153 12H151V11H153V10H156V5L158 4L157 2H159L160 0H151L150 1V3H149V5H148V7H147V9L145 8L144 9V7H146V6H144V4L141 2L142 0H138V1H136V0H90V1H88V0H81V2L79 3V1L80 0H76V4L75 5H73L74 4V2H73V0H72V2H71V0H68L69 2H67V3H69V4H67L66 3ZM92 1V2H91ZM133 1V2H132ZM200 1V2H199ZM204 0H202V2H203ZM206 2H208V4H209V2L211 1V0H205ZM204 1V2H205ZM216 1H217V4L215 5V4H213V6H211L210 5V9L209 10H207V11H205L204 12V14H206V15H208V17L206 16L204 19H200V21H199V26L200 27H198V28H200L201 30H203V33L207 30V32H205L204 34L202 33V31L200 32V31H196L195 33H194V37H195V34H196V37H195V40L198 42V40H199V42L198 43H195L196 41H192V43H194V47L193 48H200L201 46H203V47H201L200 49H202V50H204V47L206 46L205 44L207 43H209V42H207V40L209 39L210 40V42H211V39H213V38H218L219 36H220V38H218V40L217 41H214V42H218L220 39V44L218 45L219 46V48H222V50L223 51H225L226 52V54H224V56H222V58L224 57H227L228 55H231V54H233L234 52H236L237 50H240V49H242L243 47H246V43L249 45H247V48L250 50V51H252V52H254L253 50L255 49V51H258L259 50V48H260V46H261V44H262V48H260V49H263L262 50V52H264V42H261L260 40H257V39H255V41H256V44H255V41H254V39L251 37V36H253V37H256V36H258V33H259V31L261 32V33H259V35L260 34H264L263 32H264V24H263V22H264V20H262V19H264V8H262V7H264V0H258L259 2H257L256 0H245V1H248V2H250V4L248 3H246L247 4V6L245 7V8H243L244 10H246L245 12L244 11H242L243 12V14H242V12H240V11H238V10H236V12H235V10H233V8H234V6H236V4H237V6H238V1H240V0H235V2H233L234 0H230L231 2H233V3H231L230 1H224V3L222 2V1H220V0H214V2L216 3ZM252 1V2H251ZM255 3H254V2ZM30 2H32V3H34V5L33 4H31ZM39 4H38V3ZM71 2V3H70ZM128 2V3H127ZM137 2V4L135 5V3ZM140 4H139V3ZM153 2H154V4H153ZM201 2V0H190V2H189V4H187L186 6L188 7V5H189V7L188 8H190L191 9V7H192V9L193 8H195V7H199L198 6V3H200V5H203V3ZM212 2H213V0H212ZM221 2V3H220ZM225 2H227L226 3V5L224 6V4H225ZM257 2V3H256ZM37 5H36V4ZM99 3V4H98ZM104 3V4H103ZM133 3V4H132ZM151 3H152V5H151ZM155 3H157L156 5H155ZM202 3V4H201ZM220 3V4H219ZM223 3V4H222ZM251 3H254V5L253 4H251ZM259 3V4H258ZM59 4V3H58ZM71 4V10H70V7H69V5ZM139 4V5H138ZM222 4V5H221ZM257 4V5H256ZM29 5V6H28ZM36 5V7H32V6H35ZM66 5V6H65ZM68 5V6H67ZM135 5V6H134ZM142 5V6H141ZM151 5V6H150ZM222 7H221V6ZM230 6L231 7V9L233 10V12H235V15L234 16H238L239 18L240 17H242V18H240L239 20H238V18L236 17L235 18V21H236V25H235V22H234V24H233V26L232 27H228V30H227V27H226V24H223V23H226V22H223L222 24V26H225L224 28H223V31L222 30H218V26H214V24L212 25V24H210V23H212V22H214V21H216V19H215V17L218 15V14H220V16L221 17H223L224 19H226V21H227V18H226V16L229 14V13H232L233 14V12H230L227 8L228 7H226V6ZM232 5H234L233 7H232ZM250 5V6H249ZM263 9L262 11H261V9H260V7ZM17 6V7H16ZM18 6H19V4L17 3V4H15V6L13 7V9L16 7V10H17V12H18V14H19V16H20V18L22 17V18H24L23 20L22 19H20L19 20V16H17L18 14L17 13H15L16 12V10H15V12H13L12 13V15H13V17H15V19L13 18V17H10L9 19H7L8 17L7 16H5L6 14L8 15V13L5 11V13H2L3 15H2V17L5 19L6 17V19L8 20V22L6 23V24H8L9 26H11L12 24H14V26H18V24H16V23H18L19 22V25H21L22 23H24V24H26L25 26H27L29 23L32 25V24H37L38 22L35 20L36 18H37V14H39L40 13V9H37V10H39L38 12L39 13H36L37 12V10L35 9V11H31V14H36V16H33V15H31L30 17H28L27 15H24V13L22 12V14H21V12L20 11H23L22 10V6H25V5H20L19 6V8L21 9H19L18 8ZM39 6H41V7H39ZM52 7H54V5H51ZM63 6V5H62ZM137 8V7H139L141 10H142V8H143V12H145V15H146V17H145V15H144V13L142 12V14L139 12V8H137V12H136V9L134 8ZM137 6V7H136ZM150 6V7H149ZM155 7V9H154V7ZM185 6V7H186ZM191 6V7H190ZM237 6L234 8V9H237ZM249 6V7H248ZM251 6L253 7V8H251ZM257 6V7H256ZM67 7H69V11L67 10ZM184 7V8H185ZM203 6H200V8H202ZM223 7L224 8H226L227 9V11H225L226 9H223ZM18 8V9H17ZM249 8H251V9H253V10H251L252 12H253V14H251L252 12L251 11H249ZM258 8H259V10H258ZM12 9V10H13ZM52 9V8H51ZM50 9V7H49V9L47 10V11H50L51 10ZM54 9V8H53ZM129 9V10H128ZM153 9V10H152ZM222 9H223V11H222ZM254 9H256V10H258L259 11V15H258V11H256V10H254ZM63 10V9H62ZM140 10V11H141ZM147 10V11H146ZM151 10V11H150ZM218 10H219V12H218ZM132 13H131V12ZM151 12V13H149V12ZM208 11H209V13H208ZM210 11H211V13H210ZM217 11V12H216ZM238 11V12H237ZM254 11H255V13H256V15H257V17H259L260 19H258L257 17H256V15H255V13H254ZM62 12V11H61ZM60 12V13H61ZM121 12V13H120ZM135 12V13H134ZM149 14H151V15H149ZM207 12V13H206ZM225 12V13H224ZM227 12H229V13H227ZM263 12V13H262ZM30 13V12H29ZM59 13V12H58ZM135 14L134 16L133 15H131V14ZM155 13V12H154ZM218 13V14H217ZM223 13V14H222ZM236 13H238V14H236ZM247 13H248V15H249V17H247ZM260 13H262L261 15H260ZM5 14V15H4ZM16 16H15V15ZM28 14V13H27ZM119 14H122V15H119ZM213 14V15H212ZM216 16H215V15ZM223 16H222V15ZM226 16H225V15ZM29 15V14H28ZM40 15H41V13H40ZM124 15H126V17L124 16ZM140 15H142V17L140 16ZM144 15V16H143ZM251 15V16H250ZM254 17H253V16ZM1 16V15H0ZM26 16V17H25ZM39 16V15H38ZM124 16V17H123ZM133 16V17H132ZM136 16H137V20L139 19V21H137L135 18H136ZM138 16H140V17H138ZM211 16V17H210ZM213 16H215V17H213ZM247 17V19H246V17ZM262 16V17H261ZM16 17H18V20H17V22H16ZM33 17H34V21L31 23V21H32V19H33ZM36 17V18H35ZM40 17V16H39ZM123 17V18H122ZM135 17V18H134ZM213 17V20L211 21V18ZM228 17V16H227ZM245 17V18H244ZM250 17H252V18H254V19H256V21L254 20V19H250ZM11 18L13 19V20H15V21H13V20H11ZM29 19L30 20V22L27 20V19ZM121 19L122 18V20H119V19ZM129 18V19H128ZM132 18H134L136 21L135 22H137V24L138 25H140L139 26V28H141L142 27V29H143V31H142V29H139L138 28V25L136 26V25H131V24H134L135 22L133 21V20H131ZM144 18V22H143V19ZM145 18H146V21H145ZM208 18V19H207ZM209 18H210V20H209ZM217 18V17H216ZM38 20H40L39 18H37ZM125 19H126V21L127 22H129V20H130V23L128 24V23H126L125 22ZM141 19V20H140ZM22 20V21H21ZM25 20H27V21H25ZM107 20H108V22H107ZM110 20V21H109ZM152 19H150V21H151ZM207 20H209V22L207 21ZM244 20L245 21H248L247 23H248V25L246 24V22H244ZM23 21H25V22H29L28 24L27 23H25V22H23ZM53 21V20H52ZM101 21V22H100ZM133 21V22H132ZM240 21H242L244 24H246V25H244L242 22H240ZM253 21H255L256 23H257V25H259V26H257L256 27V23H253ZM260 21H262V22H260ZM10 22H12V23H10ZM22 22V23H21ZM35 22V23H34ZM37 22V23H36ZM106 22V23H105ZM118 22H120V24H118ZM139 22H141V24L139 23ZM252 22V23H251ZM100 23V24H99ZM104 23L107 25V27H106V25H104ZM122 23H125V24H128V26L127 27H129L131 30L129 31L128 30V28L126 27L125 28V26L126 25H123L122 26ZM150 23V22H149ZM205 23V24H204ZM209 23V24H208ZM238 23H241V24H238ZM260 23V24H259ZM24 24H22V25H24ZM29 24V25H30ZM59 24V25H58ZM136 24V23H135ZM243 24V25H242ZM263 24V25H262ZM38 25V24H37ZM51 25V26H50ZM99 25H102L104 28L106 27L107 28V30H105L104 28H102L101 30H100V28H98V26ZM118 25H120V26H122V28H124L125 30L127 29L128 31H125L124 29V33L126 34V35H124L123 37H122V33H123V30H122V28L120 27V26H118ZM144 25V26H143ZM228 25V24H227ZM235 25V26H234ZM239 25H241V26H239ZM34 26V25H33ZM33 26H31V27H33ZM36 26V25H35ZM113 26V27H112ZM135 26V27H134ZM202 26V27H201ZM205 26H211L210 28H208L207 27V29H205L206 27ZM245 26L247 27H250V28H248L247 27V29L245 28ZM263 26V27H262ZM16 27H14V29L16 28ZM30 27V26H29ZM146 27H145V29H146ZM234 27V28H233ZM236 27H239L238 28V31H237V28ZM252 27V28H251ZM255 28V30H252V29H254ZM261 28L262 29V31H261V29L260 30H258L257 31V29H259V28ZM120 28H121V30H120ZM134 28L136 29V30H134ZM216 30H215V29ZM232 28H233V31L235 30V31H237L238 33H236V37L234 36L235 34H234V32H233V34L231 33L232 32ZM236 28V29H235ZM240 28L244 31V28H245V30H249L250 29V31H253V32H255L254 33V35L253 34H251V35H249V34H245V32L246 31H244L243 32V34L245 35V37L244 36H240V35H243L241 32H242V30L240 31ZM10 29H13V26H11V28ZM54 29V30H53ZM138 29V30H137ZM209 29V30H208ZM221 29V28H220ZM230 29V30H229ZM53 30V31H52ZM140 30V31H139ZM205 30V31H204ZM211 30V31H210ZM212 30H215L214 32H216V36L218 35V33L219 34H221L222 32L224 33V35L226 34V32L227 31H229V32H227V34L225 35V36H227V37H225V36H223V33L221 34V35H218L217 37H215L214 36V33H213V31ZM52 31V32H51ZM137 31V32H136ZM209 31V32H208ZM219 31V32H218ZM240 31V32H239ZM62 32V33H61ZM69 32V33H68ZM131 32V33H130ZM133 32H135L134 34H133ZM143 32V33H142ZM218 32V33H217ZM257 32V33H256ZM66 33V34H65ZM123 33V34H124ZM127 33H130V34H127ZM213 35H212V34ZM230 33V34H229ZM240 33V34H239ZM26 34H28V36H32L31 38H29V37H27V35ZM88 34V35H87ZM121 34V35H120ZM138 34V33H137ZM136 34V35H137ZM206 34H208V35H206ZM239 34V35H238ZM255 34H256V36H255ZM130 35L132 36V38L130 37ZM133 35H134V37H133ZM143 35V36H144ZM207 37H206V36ZM211 35V36H210ZM238 35V36H237ZM248 35V36H247ZM223 36V37H222ZM229 36H232V38H235V41H234V39H231V37H229ZM234 36V37H233ZM251 38H250V37ZM193 37V38H194ZM203 37V38H202ZM226 38V40L225 39H223L222 40V38ZM240 37V38H239ZM243 37V38H242ZM23 38H25L24 39V41L25 40H28L29 41V43H27V42H25V44L27 43L28 44V48H27V45H25L24 44V42L22 41L23 40ZM26 38H28V39H26ZM98 38V39H97ZM123 38V39H122ZM129 38V39H128ZM131 38V39H130ZM134 38H136V39H134ZM207 40H206V39ZM244 39L243 41L242 40H240V39ZM32 39V40H33ZM137 39H139L140 40V42L136 45V43L139 41V40H137ZM202 39V40H201ZM228 39H230V40H228ZM237 39H238V41H237ZM251 39V40H250ZM253 39V40H252ZM42 40V39H41ZM133 40V41H132ZM134 40H137V41H134ZM142 40V41H141ZM206 42H205V41ZM208 40V41H209ZM241 41V43H240V41ZM248 40V41H247ZM250 40V41H249ZM22 41V43L25 45L24 46V49H23V45L21 44V46H19L20 44H19V42H21ZM129 41V42H128ZM201 41H203L202 43H201ZM223 41V42H222ZM229 41V42H228ZM235 43H234V42ZM236 41H237V43H236ZM244 41H247L246 43L244 42ZM251 41H253L252 42V44L250 43ZM128 44H130V45H128ZM134 42H136V43H134ZM204 42H205V44H204ZM221 42L224 44V42H225V44H224V46H223V44H222V46H221ZM226 42H228V43H226ZM17 43H18V45H17ZM40 43V44H39ZM120 43H121V46H120ZM124 43V44H123ZM132 43H133V45H132ZM143 43V44H142ZM230 43H233L232 44V46H233V48L231 47V44ZM242 43L244 44V46L242 45ZM260 43V44H259ZM10 44H11V41H10ZM90 44H92L91 46H93V47H91L90 46ZM95 44V45H94ZM119 44V45H118ZM127 44V45H126ZM153 44V43H152ZM165 44V43H164ZM188 44H191V42H189ZM196 44V45H195ZM201 44H203V45H201ZM227 44H229V46H227ZM236 44V45H235ZM240 46H239V45ZM16 45H17V47H16ZM78 45V46H77ZM123 45V46H122ZM141 45V46H140ZM143 45H145V46H143ZM192 45V44H191ZM250 45H253V46H250ZM1 46H2V44H1ZM4 47L3 48H5V45H3ZM14 46H15V48H17L16 50H15V48H14ZM32 48V51L30 52V47ZM106 46V47H105ZM109 46V47H108ZM119 46V47H118ZM128 46V47H127ZM138 46H140V47H138ZM218 46H217V48H218ZM241 46H243V47H241ZM254 46H256V47H254ZM18 47L20 48V50L22 49L23 51L25 50V48H26V50L28 49L29 50V54L27 53V52H23L22 50V52L23 53H21V51L18 49ZM38 47V48H37ZM76 47V48H75ZM78 47V48H77ZM95 47V48H94ZM99 47V48H98ZM100 47H103L102 49H100ZM112 47H113V49H112ZM121 48V50L119 49L118 50V48ZM124 47H127V49H126V51H124ZM132 47V48H131ZM134 47V48H133ZM142 47V48H141ZM144 47V48H143ZM146 47H147V50H146ZM227 47H230V48H232V52H231V50H229ZM252 48V50L250 49V48ZM2 48V47H1ZM95 50L96 48H97V50L96 51H94L93 49ZM111 50H110V49ZM149 48V49H148ZM226 48V49H225ZM236 48H239V49H236ZM247 48H243L241 51H243V50H245V51H243V52H249L250 54L252 53V52H250V51H248V49ZM92 49V50H91ZM100 49V50H99ZM104 49H105V51L107 50L109 53H110V51H112V50H114L113 51V53H111L112 55L114 54V55H116V53H117V51H124V53L125 52H127L128 51V55H130V54H133V53H131L132 51L131 50H129V49H132V50H136V51H138V52H142V54L145 56L146 54H148V52H150V53H152L151 54V56L152 57H154V55H160L161 54V56H157L156 58H151L150 56H147L146 55V57L145 58H148V57H150L151 59V61H152V59H154V61L156 62V65H155V62L154 61H150L149 59H147V62L148 61H150L149 62V64L150 63H152V64H144V65H142V69L141 70H137V72H135V74L134 75H139V73H141L140 75L142 76H140L139 75V77L141 78V80H140V82L139 83H141V82H143V83H141L142 85H139V86H141V88H140V90H142V91H140V92H146V97H148L147 99L145 98V99H143V95L144 94H142V98L141 99H143V100H140V101H138L139 100V98H136L135 99V101L134 100H130L131 99V97H127V94L129 93V91H132L133 89H131V90H129L127 93H124V95L126 94V97H124L123 96V94H122V96L119 94V90L121 89L122 90V86H118L119 87V90L118 89H116V81H119V80H117V74L119 73V70H118V68H114V67H111V65H115L116 67H117V65H118V67H121V65H120V63L121 62H118L117 60H116V63L113 61V62H111L110 64L111 65H109V66H107L106 67V69H102V67H104L105 66V64L103 65V63H106V61H104L106 58L108 59V57L109 56H107L106 55V53H108L107 51H106V53H105V51H104ZM109 49V50H108ZM166 49V48H165ZM257 49V50H256ZM14 51V53H13V51ZM27 50V51H28ZM74 50V51H73ZM101 50H103V53H105V54H103L102 53V51ZM116 50V51H115ZM143 50V51H142ZM228 50V51H227ZM235 50V51H234ZM9 51V50H8ZM19 51H20V55L18 56V53H19ZM91 51H93L94 53H95V58L93 59V58H91L90 56H91V53L93 54V52H91ZM129 51H131L130 53H129ZM145 51H147V53L145 54ZM170 51V52H169ZM173 51V50H172ZM230 51V52H229ZM234 51V52H233ZM241 51H239L238 53H240ZM34 54H33V53ZM67 52V53H66ZM89 52H91V53H89ZM96 52H97V56H96ZM135 52V51H134ZM168 52V53H167ZM228 52V53H227ZM240 53L241 55H243V54H245V53ZM3 53V52H2ZM6 53V52H5ZM4 53V54H5ZM24 53H26V55L24 54ZM77 53V54H76ZM100 53V54H99ZM108 53V55H111V54H109ZM231 53V54H230ZM3 54V55H4ZM22 54H24V56L22 55ZM37 55V60L35 59V57H32L33 55ZM90 54V55H89ZM102 54V55H101ZM120 54V53H119ZM141 54V53H140ZM139 54V55H140ZM162 54L164 55L163 57H162ZM165 54H168L167 56H169L170 55V57H168L167 58V60H166V58H165ZM28 55H29V57H28ZM32 55V56H31ZM94 55V54H93ZM104 55H106V57H102V56H104ZM113 55V56H114ZM172 55H174L173 57H171ZM226 55V56H225ZM20 56H23L24 57V60H30L31 62H29V63H27L28 61H23L22 59V57L20 58ZM27 56V57H26ZM118 56V55H117ZM166 56V57H167ZM31 57V58H30ZM97 57V58H96ZM102 57V58H101ZM160 57H161V59H160ZM25 58H27V59H25ZM33 58V59H32ZM89 58V59H88ZM91 58V59H90ZM104 58V59H103ZM113 58H115V56L113 57ZM144 58V57H143ZM144 58V62L146 61V59ZM179 58V57H178ZM221 58V59H222ZM10 59V58H9ZM18 59V60H17ZM22 61H21V60ZM33 61H32V60ZM34 59H35V61H34ZM102 59V60H101ZM106 59V60H107ZM156 59V60H155ZM163 59H165L164 61H160V60H163ZM217 59H219V60H217ZM220 58H216L215 60H217V61H214V64L216 65V63H217V67H222V64H224V67L225 66H230V65H234V64H230V63H228V62H226L225 61V63H224V61L223 60H221ZM77 60V61H76ZM92 60V61H91ZM110 60H112V58L110 59ZM157 60L159 61L158 63L161 65L162 63V65H161V68H160V66H158L159 64L157 63ZM177 60H179V59H176V61ZM16 61L15 62H12V63H10V64H13V65H15L16 64ZM18 61V62H19ZM136 61H137V58H136ZM165 61H166V63H165ZM170 61V62H169ZM175 61V62H176ZM219 61V62H218ZM223 61V62H222ZM17 62V63H18ZM32 62L34 63V64H32ZM52 62H54L53 64H52ZM74 62V63H73ZM131 62V61H130ZM132 62H135V61H132ZM162 62V63H161ZM174 62V63H175ZM178 62V61H177ZM230 62H232V63H235V61L233 62V61H230ZM32 64V65H30L29 66V64ZM75 64L76 66H73V64ZM118 63V64H117ZM138 63V62H137ZM222 63V64H221ZM50 64H52V65H50ZM214 64H212V67L214 66L215 67V69L217 68ZM221 66H220V65ZM228 64V65H227ZM17 65V64H16ZM54 65V70L57 68V69H59V67H56ZM145 65H147V66H145ZM154 66V67H152V66ZM166 65H168V66H166ZM174 65V64H173ZM242 65V64H241ZM240 64H239V66H241ZM130 66H131V63H129V61L127 62H124V66H123V68H124V70L125 71H127L128 69H130ZM156 66H157V68H156ZM228 66V67H229ZM75 67H79V68H75ZM133 67V66H132ZM137 67V66H136ZM144 67V68H143ZM147 67H149V68H147ZM162 67H163V69H162ZM166 67V68H165ZM214 67L213 68H210L209 69V71L211 72V73H214L213 72V70H214ZM224 67H222V71H221V69L220 68H217L216 69V71L218 70L219 71V74H222V72L224 71ZM17 68H21V67H17ZM53 68V67H52ZM152 68H154L155 70H153ZM158 68L160 69V71L158 70ZM145 69V70H144ZM149 69V70H148ZM212 69V70H211ZM38 70H40L39 72H38ZM42 70V71H41ZM48 70H45L44 72H46V71H48ZM132 70V69H131ZM142 70H143V72H142ZM146 70H148V71H146ZM165 70V71H166ZM144 71H146L145 73H144ZM152 71H154V74L157 76H153L152 75ZM44 72H42V73H44ZM149 72V73H148ZM151 72V73H150ZM160 72L162 73V74H160ZM41 73V74H42ZM148 73V74H147ZM18 74H20L19 76H18ZM37 74V75H38ZM52 72H50L48 75H47V78L49 79V77H52ZM150 74H151V77H149L150 76ZM64 75V76H63ZM72 75V78L71 77H69V76H71ZM145 75V77L144 78H146L145 80H144V78H143V76ZM74 76H75V81H74ZM148 76V77H147ZM16 77V78H17ZM67 77V78H66ZM69 77V78H68ZM154 77V78H153ZM170 77H172V76H170ZM197 77V76H196ZM16 78H14L13 76L10 78H7V79H3V78H1V79H3V84H2V82H1V79H0V84L2 85V87L3 86H6L7 84H9L8 86H10V87H13V85H14V82H16L15 81V79ZM66 78V79H65ZM149 78H151V79H149ZM53 79V78H52ZM69 79H71L72 80V82H71V80H69ZM147 79H148V81H147ZM19 80V81H20ZM192 80V81H191ZM196 80H198V81H196ZM70 81V82H69ZM194 81V82H193ZM53 84H52V83ZM138 82H136V84H139ZM146 82V83H145ZM159 82V83H158ZM162 82V83H161ZM165 82V83H164ZM187 82V83H186ZM192 82V83H191ZM198 82V83H197ZM225 82L227 83L225 86H224V84H225ZM231 82V81H230ZM241 84H240V83ZM51 83V84H50ZM71 85H70V84ZM131 83V86H133V84L135 83L134 82V79H133V81L132 82H130ZM133 83V84H132ZM169 83V84H168ZM184 83H186L185 85H184ZM191 85V86H189V84ZM219 83V84H218ZM11 84V85H10ZM162 84H168V85H162ZM182 84H183V86H187L186 88L185 87H182ZM217 84H218V86H217ZM223 84V85H222ZM1 85H0V87H1ZM54 86V88L52 89V87L51 86ZM68 85H70V86H68ZM162 85V86H161ZM198 87H197V86ZM214 85V86H213ZM216 85V86H215ZM242 85H243V88H242ZM257 85H259V84H257ZM58 87V88H56V87ZM134 86H135V84H134ZM147 86V87H146ZM221 86H223V87H221ZM61 87V88H60ZM124 87H126V85H124ZM161 87V88H160ZM192 87V88H191ZM213 87V88H212ZM214 87H216V88H214ZM220 87V88H219ZM229 87V88H228ZM231 87V88H230ZM242 89H240V88ZM249 87V88H248ZM60 88V89H59ZM162 88H164L163 90H161ZM174 88V89H173ZM177 88V89H176ZM184 88V89H183ZM190 90H189V89ZM222 88V89H221ZM245 88V92L243 91V89ZM4 89V88H3ZM67 89H64L65 91H67ZM156 89V90H155ZM159 89H160V91H159ZM168 89V90H167ZM172 89H173V91H172ZM181 90L180 92H182L183 93V95L178 91V90ZM200 91H198V90ZM210 89V90H209ZM225 89V90H224ZM229 89V90H228ZM239 89V90H238ZM63 90V91H64ZM71 90H69L68 89V91H71ZM136 90V89H135ZM184 90L185 91H187V92H184ZM189 90V91H188ZM209 90V91H208ZM213 90V91H212ZM228 90V91H227ZM241 90V91H240ZM119 91V92H118ZM191 91H193V93L191 92ZM197 91V92H196ZM61 92V91H60ZM176 92V93H175ZM191 94H190V93ZM203 92V93H202ZM208 92V93H207ZM213 92V93H212ZM225 92H228L227 94H225ZM230 92H231V94H230ZM248 92V93H247ZM54 93V92H53ZM70 93V92H69ZM151 93V94H150ZM189 93V94H188ZM201 93V94H200ZM205 93L206 94H210L209 96L208 95H205ZM212 93V94H211ZM245 93H247L246 94V96H245ZM148 94H149V96H148ZM193 94V95H192ZM196 94V95H195ZM204 96H203V95ZM10 95H12V94H10ZM181 95V96H180ZM191 95V96H190ZM199 95H201V96H203L204 97V99L202 98V97H199ZM223 95V96H222ZM119 96V97H118ZM213 96V97H212ZM237 96V97H236ZM242 95H240L239 96V98L241 97ZM7 97V96H6ZM5 97V98H6ZM16 97H19V96H16ZM15 96H14V98H16ZM121 97V98H120ZM123 97V98H122ZM145 97V96H144ZM179 97V98H178ZM186 97V98H185ZM189 97H191V99H193V101L189 98ZM198 98L199 100H200V102H199V100L197 99H195V98ZM231 97V98H230ZM236 97V98H235ZM4 98V99H5ZM7 98H9L10 100L12 99V97L10 98L9 97V95H8V97ZM7 98L5 99L6 100V102H2L3 100H1L0 101V113L1 112H3V111H5V109H6V106L8 105V102H7ZM201 98H202V102H204L203 103V105H202V103H201ZM208 98V99H207ZM209 98H211V99H209ZM228 98H230L229 100H230V102H229V100H228ZM153 99V100H152ZM185 99V100H184ZM187 99V100H186ZM212 99H214L215 101L217 100V102H214V100H213V103H212ZM4 100V101H5ZM13 100V99H12ZM76 100V102L77 103H75V104H79V103H81V100L79 101V103H78V101ZM88 100H90L91 101V103H92V105L93 106H95V107H92V105H91V103H88V102H90V101H88ZM94 100V101H93ZM150 100V101H149ZM179 100V101H178ZM191 100V101H190ZM194 100H195V102H194ZM204 100H206V102L204 101ZM208 100H210L211 102L210 103H207V102H209ZM143 101V102H142ZM146 101H148V102H146ZM170 101V102H169ZM188 101H190V103L188 102ZM149 102H150V104H149ZM182 102V103H181ZM193 102V103H192ZM197 102H199V103H197ZM227 102V103H226ZM5 103H7V104H5ZM86 103V104H85ZM145 103V104H144ZM151 103H152V105H155V106H152L151 105ZM153 103H155V104H153ZM179 103V104H178ZM188 103V104H187ZM201 103V104H200ZM83 104H84V106H85V108H86V106H90L89 108H86V110H85V108H84V106H83ZM131 104H133L134 106L133 107H130V105ZM148 104V105H147ZM164 104V105H163ZM192 104V105H191ZM228 104V105H227ZM62 105V104H61ZM80 105V104H79ZM78 105V106H79ZM149 105H151L152 106V108L149 106ZM158 105V106H157ZM178 105H179V110H177L178 109ZM186 105V106H185ZM188 105V106H187ZM190 105H191V107H190ZM196 107L194 110H193V108H194V106ZM198 105V106H197ZM202 105V106H201ZM227 105V106H226ZM232 105V106H231ZM48 106V105H47ZM64 106V107H65ZM78 106H74L73 107V109H70L71 111L73 110V111H75V112H78L80 109H79V107ZM107 106H109V107H113V106H115V107H113V108H110V109H106L107 108ZM157 106V107H156ZM199 106H200V108H199ZM206 106H208V108L206 107ZM63 107V105H62V108H64ZM154 107L155 108H158L159 110L157 111L156 109L154 110ZM172 107V108H171ZM203 108V110H202V108ZM264 106H262L261 108H263ZM49 108V107H48ZM76 108H78L77 110H76ZM82 108H84V109H82ZM148 109L149 108V111L148 112H144V110L146 111V109ZM182 108V109H181ZM184 108H191V109H189V110H186V109H184ZM211 108V109H210ZM214 108V109H213ZM75 109V110H74ZM99 110V109H101V110H99V111H97V110ZM151 109V110H150ZM199 109H201V110H199ZM80 110V111H81ZM152 110H154L153 112H152ZM186 110V111H185ZM206 110V111H205ZM209 110H211V111H209ZM227 110V111H226ZM73 111H72V113H73ZM101 111V112H100ZM128 112V115L131 113V112H133V113H131L130 114V116L129 117H127V118H125V119H122V120H119V119H117V120H115V116L117 115V114H119V113H121V112ZM151 111V112H150ZM167 111V112H166ZM175 111V112H174ZM178 111V112H177ZM180 111V112H179ZM187 112V115H186V117H185V115H183V112ZM197 111H200V113L199 112H197ZM208 111V112H207ZM226 111V112H225ZM59 112H62L61 110L59 111ZM158 112V113H157ZM174 112V113H173ZM193 112V113H192ZM204 112H205V114H204ZM209 112H210V114H209ZM21 114H23L22 112H20ZM18 114V113H16V114H11V115H9L8 117H10V120L9 119H7V118H5V119H3V121H1L0 120V122H3V123H0L1 124V126L2 127H6V128H8L10 125H11V123H8L7 121L9 120V122L10 121H14V123H12V125L14 126V124H15V122H21V120H22V122H24V121H26V119H25V115H24V117L23 118H21V114ZM33 113V112H32ZM39 114H40V112H38ZM37 113V114H38ZM79 113V112H78ZM101 113V114H100ZM102 113H104V115L102 116ZM168 113V114H167ZM179 113V114H178ZM188 113H189V116H188ZM202 113L204 114V115H202ZM208 113V114H207ZM38 114V115H39ZM97 116H96V115ZM186 114V113H185ZM190 114H192V115H190ZM15 117H14V116ZM18 115H20V116H18ZM72 116V118H73V116H74V118L73 119H76V120H73L72 118H69V117H71ZM75 115H76V117H75ZM206 115H209L208 116V118H205V117H207ZM13 116V118H11ZM96 116V117H95ZM182 116V117H181ZM199 116H201V119H200V117ZM203 116V117H202ZM95 117V118H94ZM99 117V118H98ZM156 117V118H155ZM188 117H189V119H188ZM198 117V118H197ZM69 118V119H68ZM186 118V119H185ZM193 118V119H192ZM230 118H231V120H230ZM12 119V120H11ZM83 119H85V118H83ZM153 119H155V120H153ZM156 119H158V120H156ZM172 119V120H173ZM176 119V120H175ZM180 119V120H179ZM208 119V120H207ZM7 120V121H6ZM64 120V121H65ZM114 120H115V122H114ZM200 120H203V121H200ZM205 120V121H204ZM207 120V121H206ZM8 123H6V122ZM63 120H62V123L64 124L65 122H64ZM68 121V122H69ZM77 121H78V124H77ZM80 121V122H79ZM84 121H82V122H84ZM121 121V122H120ZM163 121V122H162ZM175 121H177V122H175ZM185 121H186V123H185ZM230 121V122H229ZM19 122V123H20ZM21 122V123H22ZM67 122V123H68ZM118 122V123H117ZM153 122V123H152ZM160 122V123H159ZM178 122H180V124L178 123ZM185 123L184 125H185V130H183L184 129V125H183V123ZM5 123V124H4ZM154 123H155V125H154ZM159 123V124H158ZM181 123H182V125H181ZM216 125H215V124ZM2 124H4V126L2 125ZM17 124V123H16ZM88 124V125H87ZM112 124H113V126H112ZM151 124H152V126H151ZM166 124H167V122H166ZM166 124H164L163 125V128H165V126H166ZM218 124V125H217ZM220 124V125H219ZM259 124H261V123H259ZM258 124V125H259ZM5 125H7V126H5ZM70 126H71V128H70ZM76 126V127H75ZM83 126V124L81 125V127ZM186 126H187V128L189 129V131L190 132H192V133H190L189 131H188V129L186 130ZM261 126L262 127H259L258 128V126H257V128H253V130L254 131H256L255 133H254V131H250V132H252V133H250L249 131L248 132H246L245 133V131H239L241 134H244V135H242V137H240L241 135H239L238 136V133L236 134L235 133V136H234V139H236V138H241V139H245V140H250V139H253V140H260L261 141V139H264V133L263 132H261L262 131V128H264V123H263V125L261 124ZM11 127V126H10ZM6 128H5V131H6ZM75 128V129H74ZM76 128H78V129H76ZM83 127H82V129H84ZM148 128H149V131H150V128H151V133H152V131H154L155 133H150V132H148ZM261 128V129H260ZM155 129V130H154ZM255 129H257V130H255ZM260 129V130H259ZM8 130V129H7ZM79 130V131H78ZM174 130H176V131H174ZM82 131V132H81ZM83 131H84V134L87 136H82L81 137V135L80 134H83ZM133 131V132H132ZM178 131V132H177ZM183 131H186V132H184L185 134H183ZM188 131V132H187ZM81 132V133H80ZM130 132H132V134L130 133ZM142 132V133H141ZM148 132V135L146 136L147 138H146V140L148 139V142L145 140V139H143V138H145V135H146V133ZM177 132V133H176ZM196 132V133H195ZM198 132V133H197ZM203 132H205V133H203ZM208 132V133H207ZM259 132H261V133H259ZM6 133L8 134V131L7 132H4V134L6 135ZM119 133H123V134H119V136H117ZM141 133V134H140ZM145 133V134H144ZM149 133H150V135H149ZM157 133V134H156ZM160 133V132H159ZM190 133V135H188ZM239 133V134H240ZM248 133V138H246L247 136H246V134ZM253 133H254V135H253ZM256 133H259L260 135H262V137L259 135V134H256ZM3 134V135H4ZM112 134V135H111ZM116 135V138L114 137L115 135ZM127 136H126V135ZM135 134V135H134ZM137 134H140V135H138L137 136ZM143 134V135H142ZM175 134H170L169 136V138H168V140L167 141H169V139H171L172 140V143L175 141L174 139H172V137L171 136H176ZM177 134V136H179ZM192 134V135H191ZM200 134H203L202 136L200 135ZM251 134H252V136L254 137H252L251 136ZM90 135V136H89ZM130 135V136H129ZM133 135H134V139L136 140V141H133ZM142 135V136H141ZM187 135L188 136H190V137H187ZM193 135H197V136H193ZM250 135V136H249ZM258 135L260 136L259 138H258ZM79 136V139L78 138H76V137H78ZM107 136V137H106ZM185 136V137H184ZM193 136V137H192ZM206 136H204V137H206ZM238 136V137H237ZM245 136V137H244ZM255 136H257L256 138H255ZM84 137H86V139H82V138H84ZM114 137V138H113ZM129 137H131V138H129ZM195 137V138H194ZM202 137V138H201ZM236 137V138H235ZM80 138H81V141H80ZM104 138H106L105 140H103ZM151 138L153 139V140H151ZM258 138V139H257ZM108 139V140H107ZM132 140V141H128V140ZM187 139H185V140H187ZM82 140H84V141H82ZM110 141L109 142V144H107L108 146H107V149H109V147H110V144L112 145V144H114V141ZM125 140V141H124ZM137 140H138V142H137ZM197 140V139H196ZM76 141H78L77 143H76ZM142 143H141V142ZM154 141V143H152ZM160 141V142H159ZM1 142V141H0ZM79 142H80V144H79ZM125 142H130V143H127V145H126V143ZM131 142H133V143H131ZM140 142V143H139ZM144 142V143H143ZM152 143V145H154L155 147H157V151H154V152H152L153 151V149H154V146H151L150 144ZM77 145H76V144ZM104 144V146H103V144ZM137 143H138V145H137ZM146 143H148V144H146ZM150 143V144H149ZM170 143V142H169ZM69 144H71V145H69ZM79 144V145H78ZM99 144H101V145H99ZM134 144H136V146H139L140 148H142L143 150L145 149V151H146V149L149 151L148 153H146V154H144L145 153V151L144 152H142V153H140L139 152V150H140V148L138 147V149H135V146H134ZM141 144H146V145H144V146H140ZM173 144H175V143H173ZM69 145V146H68ZM170 145H171V143H170ZM182 147H181V146ZM180 145H178V149H181V150H184V144L182 145V144H180ZM71 146V147H70ZM94 146H95V148H94ZM127 146V147H126ZM147 146H151L150 148H146ZM167 146H169V145H167ZM54 147H56V149L54 148ZM112 147V146H111ZM114 147V146H113ZM116 147V146H115ZM114 147V148H115ZM132 147H134V148H132ZM180 147V148H179ZM152 148V149H151ZM52 149V150H51ZM85 149V151H83ZM87 149V150H86ZM89 149V150H88ZM101 149L99 150V151H96V152H100L101 151ZM134 149V150H133ZM95 150V151H94ZM135 150H138L137 152H138V154H137V152H135ZM150 150H151V152H150ZM94 151V152H93ZM102 151L99 153L101 156H103L104 155V153H105V149H104V153L102 154ZM112 152H113V150H111ZM116 151V148L114 149V152ZM212 153H211V152ZM24 152H25V154H24ZM95 152V155H97L98 153H96ZM123 152H124V154L126 155H124L125 157H123ZM134 152H135V154H137V155H135L134 154ZM147 152V151H146ZM21 153H23L22 154V157L20 156V154ZM107 153V152H106ZM193 153H195V154H197L196 155V157H197V159L199 160L200 159V163L198 162V160H197V162H192L193 160L194 161H196V157H194V154ZM206 153V154H205ZM140 154L142 155V157H140ZM149 155V157L148 156H143V155ZM17 155L18 156H20L19 158H16L17 157ZM23 155H25V156H23ZM121 157H120V156ZM151 155H154L155 157H159L158 159L156 158H152L151 159ZM181 154H179V156H182ZM201 155V154H200ZM212 155H211V157H212ZM23 157H24V159H23ZM25 157H27V159L25 158ZM120 157V158H119ZM136 157V158H135ZM138 157V158H137ZM146 157H147V159H146ZM121 158L123 159H125L124 161L125 162H128V160H129V162H130V160L132 159V163L134 162V158H135V160H138L139 159V161H141L140 160V158L142 159V161L143 162H147L148 160L150 161L149 163V165L147 164V173H145V170H146V163L144 164V168H145V170H143L144 171V173L145 174H143V173H138L139 171H140V168H142V169H144L143 168V166H142V164H143V162L141 161L140 163H139V161L138 162H134V164H132L131 165V162H130V164L128 163V165H131V166H128V165H126V163L123 161V160H121ZM143 158H145V159H143ZM149 158V159H148ZM195 158V159H194ZM17 159V160H16ZM155 159V160H154ZM181 159V160H180ZM204 159V160H203ZM21 160V161H20ZM99 161H97V162H100V160L101 159H98ZM187 160V161H186ZM207 160V161H208ZM117 161V162H116ZM119 161V162H118ZM124 163H123V162ZM153 161V162H152ZM176 161V162H175ZM186 161V162H185ZM206 161V163H208ZM12 162H15V163H12ZM121 162V163H120ZM155 162V163H154ZM158 164H157V163ZM174 162V163H173ZM179 162H182L181 163V165L183 164V163H187L188 165L186 166L185 164H183V166L185 167V172H183L184 174H186L187 172H189L190 171V173H191V175H193L192 174V171L194 172V173H198L197 175H195L194 174V176L192 177V179H191V177H190V174L189 173H187V174H189V176L187 175H182L181 173H182V171H184V169L182 170V168H184L183 166H182V168L180 167V164H179ZM120 164V165H118V164ZM137 163H138V166H140V168H138L137 169V167L135 168V167H132V166H134L135 164L137 165ZM142 163V164H141ZM148 163V162H147ZM152 163V164H151ZM153 163H154V165H153ZM178 163V164H177ZM192 163H194V164H192ZM112 164H113V162H112ZM126 165V167H124L123 165ZM192 164V165H191ZM196 164H198L199 165V167H198V165L196 166ZM205 164V163H204ZM14 165V166H13ZM135 165V166H136ZM150 165H151V167H150ZM160 165V168L162 169V171H164V172H162V173H164V174H160L161 173V170H160V168H158V166ZM162 165H165L166 167H168V166H170V167H168L169 168V170H168V168H166V167H163ZM19 168H18V167ZM106 166H108V168L110 169V170H107L108 168H106L105 169V167ZM121 166H123L122 168H121ZM127 166L128 167H130V170L127 168ZM142 166V167H141ZM149 166V167H148ZM178 166V167H177ZM12 167H15L16 169L15 170H13L12 169ZM103 167H104V170L105 171H107L106 173L109 175V172L110 171H112V172H110V175L111 176H108L107 174L105 175V171L103 170ZM152 167L154 168V167H157V168H154V169H157V170H154L153 169V171H152ZM174 167H176V169H178L179 167L181 168V173L179 172V170H180V168L178 169V170H176ZM120 168V169H119ZM123 168H125V169H123ZM129 170V171H131V172H133V174H131V172H130V174L131 175H133V176H131L130 174H128V175H130L131 177H129L128 175H127V173H129V171L127 170V169ZM133 168V169H132ZM148 168H150L149 170H148ZM163 168H164V170H163ZM174 168V169H173ZM20 170V171H24V172H28V173H32V175H30L29 176V174H28V176H29V179H27V178H21L20 176H18L19 175V173H18V170ZM134 169H136V174H134L135 172H134ZM167 169V170H166ZM171 169H173V170H175L176 172H173ZM186 169H188V170H186ZM17 170V173L16 174H14L15 173V171ZM122 170V171H121ZM125 170H127V172H125ZM133 170V171H132ZM160 170V171H159ZM192 170V171H191ZM153 173V174H157V172L156 171H158V173L160 174V175H162V176H160V178H163V179H159L158 177H159V174H155L156 176H154V175H152L151 173ZM168 171H169V173H168ZM198 171V172H197ZM100 173H101V171H99ZM140 172H142V170L140 171ZM155 172V173H154ZM171 172H173V173H176V174H178V173H180L181 174V176H179L180 178H178L177 177V175H175V174H173V173H171ZM204 172V173H203ZM151 174V175H149V179L151 180V182H152V180H153V182L151 183V182H149L150 180L148 179V175H146V174ZM166 173H168V174H166ZM170 173L172 174V176H169L170 175ZM200 173H202V174H200ZM23 174H25L23 177H27L26 175V173H23ZM112 174H114V175H112ZM118 175V179H117V177H113V176H116V175ZM179 174V175H180ZM8 175V176H7ZM9 175H10V178H9ZM127 177H129V179L127 178L126 179V176ZM136 175H140L138 178H136L137 176ZM141 175L143 176V175H146V177L147 178H144V176H143V180H144V182L146 183L147 181L149 182H147L146 184L144 183H141V184H143V186H142V188H140L141 187V185H140V182L139 181H141L142 179L140 178L141 177ZM164 175V176H163ZM173 175H175V176H173ZM5 176H7L9 179H12V178H14V181H16V183H14L15 184V186L16 187H14V185H12V186H10V183H4L3 181L5 180V179H7V178H5ZM101 176V177H100ZM125 176V177H124ZM134 176H135V178L136 179H134ZM156 177V178H152V177ZM165 176H166V178H167V180H166V178H165ZM183 176V177H182ZM4 177V178H3ZM12 177V178H11ZM16 177V178H15ZM19 177H20V179H19ZM99 177V178H98ZM108 177H110L111 178V180H110V178H108ZM120 177H121V179H122V183L120 182ZM122 177H124V179L122 178ZM168 177H175V179H173V181H171V179L169 178V180H168ZM186 177H188V178H190V179H186L185 180V178ZM112 178L114 179V181H112ZM131 178H133L134 180V182L132 181V179ZM152 178V179H151ZM159 180H158V179ZM16 179V180H15ZM21 179H22V181H24V182H22L21 181ZM105 179V180H104ZM120 179V180H119ZM131 179V180H130ZM140 179V180H139ZM145 179H148L147 181L145 180ZM154 179H156L157 180V182H159V181H162V180H164V181H162L163 182V184H162V182H159V183H157V182H154V181H156V180H154ZM3 180V181H2ZM13 180V179H12ZM110 180V181H109ZM129 180H130V182H129ZM135 180H136V182H135ZM139 180V181H138ZM143 180L141 181V182H143ZM179 180V181H178ZM183 180L185 181V183H186V185L188 186L189 185V187H188V189H190V188H192V189H190V190H192V192H190V190H189V192L187 193L186 191L188 190V189H186V185H182V183H183ZM188 180H190L191 181V183H190V181H188ZM18 181V182H17ZM105 181V182H104ZM123 181L125 182V183H123ZM126 181H128V182H126ZM133 182V184H132V182ZM168 182V184H166L167 182ZM176 181V185L173 183V185L172 184H169L170 182L172 183V182H175ZM3 182V183H2ZM20 182H22V183H20ZM96 182H94V183H96ZM109 182H111V184L109 183ZM137 182H139L138 183V185H140L139 187H137ZM179 182H180V184H179ZM19 183V184H18ZM24 183V184H23ZM97 183H96V185H97ZM106 183H107V185H108V183L110 184L109 185V187L106 185ZM121 183V184H120ZM130 183V184H129ZM135 183V184H134ZM154 183V184H153ZM188 183V184H187ZM193 184V186L192 185H190V184ZM23 184V185H22ZM90 184H92V183H90ZM103 184H104V187H103ZM123 184V185H122ZM124 184H126V187H127V189H125L124 191H123V188H126L125 186H124ZM128 184V185H127ZM151 186H150V185ZM156 184H159V185H162V187L164 188L165 186H168L167 187V189L169 188V186L171 187L170 188V190L168 191L169 193H170V191H172L170 194L169 193H166V197L167 198H163L162 200H161V198L164 196L163 194H165V192H167L166 191V187L163 189L162 188V190H161V192H159L158 191V189L160 190V188H161V186L160 187H157V185ZM166 184V185H165ZM178 184L180 185V186H178ZM129 185H132V186H130L131 188H133V189H130V187H129V189H128V186ZM135 185H136V187H135ZM144 185H145V189H144ZM163 185H165V186H163ZM174 186V187H172V186ZM118 186H120L119 188H117ZM157 187V188H153V187ZM151 189H150V188ZM183 187V191L184 192H186V195L185 194H183V195H181V196H179L180 194V191L182 190L181 188ZM185 187V188H184ZM113 188H109L108 189V191L105 189V194L106 195H109L108 193L110 192L109 190L110 189H113ZM136 188V189H135ZM139 188H140V190H139ZM149 188V190L152 192L151 194H147V193H150V191L149 190H147V189ZM153 188V189H152ZM176 188V189H175ZM179 188H180V191H179ZM193 188H196V190L195 189H193ZM211 188V187H210ZM154 189H155V191L157 190V192H158V195H156V196H153L152 194H154L155 192H154ZM172 189H174V191L172 190ZM178 189V190H177ZM212 189H213V187H212ZM212 189H208L209 191H211ZM128 190H132L131 192H133V190H136L137 192H138V190H139V192L138 193H130V191H128ZM145 190H147V191H145ZM153 190V191H152ZM195 190V191H194ZM127 191H128V193H127ZM140 191H144L143 193H145V195H142L143 193H140ZM162 191H164L163 192V194H159V193H162ZM182 191V192H183ZM124 192H126L125 194H124ZM135 192V191H134ZM179 192V193H178ZM182 192H181V194H182ZM183 192V193H184ZM123 193V194H122ZM140 193V194H139ZM177 193V194H176ZM119 194H122V195H124V196H122V197H120L119 196ZM132 194H134V195H136V196H134V195H132ZM140 196L141 195V197H143V196H146V194L148 195V197L147 198H149V196L152 198V197H158L162 202H164V203H162V202H158V201H156L155 199V202H158V204H160V206L159 207H161V208H158V206H157V204H155V205H153L155 202H152V201H154V200H152V199H150L151 200V202L149 201V200H147V199H145L144 197L142 198V199H144L143 201H142V199L138 196V195ZM176 194V195H175ZM179 194V195H178ZM67 194H62V195H57V196H55V197H53L52 199H51V202H50V204H53V203H55L56 201H58V200H61V199H63L65 196H66ZM161 195V196H160ZM163 195V196H162ZM168 195V196H167ZM179 197H178V196ZM117 196V197H116ZM118 196H119V198H118ZM128 196V197H127ZM164 196V197H165ZM112 197V198H111ZM132 197V198H131ZM134 197V198H133ZM174 197V198H173ZM175 197H177L176 198V201H175ZM263 196H261V200H263L264 198H262ZM130 198V199H129ZM138 198H140V199H138ZM158 198H156L157 200H158ZM173 198V199H172ZM110 199V200H109ZM131 199H133L134 201H132ZM166 199H169L168 200V202H170V203H166L167 202V200ZM172 199V200H171ZM22 200L25 202V203H23L22 202ZM104 200V201H103ZM129 200V201H128ZM137 200V201H136ZM138 200H140L139 202H138ZM146 200V201H145ZM159 200V201H160ZM164 200V201H163ZM174 200V202L172 203L171 201H173ZM13 201V202H12ZM14 201L18 204L17 206L16 205H13V206H15V207H13V206H11V204L10 203H12V204H14ZM102 201V202H101ZM107 201V202H106ZM124 201V202H123ZM149 201V202H148ZM114 202H115V204H114ZM135 202V203H134ZM136 202H137V205H131L132 207H133V209H132V207H130V205L129 204H136ZM142 202V203H141ZM143 202H145V203H143ZM178 202H179V199H178ZM95 203V204H96ZM139 203V204H138ZM148 203V204H147ZM162 203V204H161ZM9 204V205H8ZM141 204H142V206H141ZM163 204H165L164 206H163ZM177 204V203H176ZM7 205V206H6ZM48 205H49V203H47L46 204V206L48 207ZM97 205V204H96ZM121 205V206H120ZM139 205V207H137ZM145 205L148 207L149 205H153L154 207H153V209L152 208H150V209H152L153 211H154V213H156L155 215H154V213L153 212H149V211H152V210H147V213H145L146 211L144 210V208H145ZM5 206V207H4ZM8 206H10L11 208H8V209H11V210H8L7 209V207ZM157 206V207H156ZM165 206H167V207H165ZM174 206H175V204H174ZM13 207V208H12ZM99 207V206H98ZM97 207V208H98ZM116 207V206H115ZM137 207V210L135 209V208ZM143 209H142V208ZM162 207H163V209H162ZM114 208V207H113ZM138 208H140V209H138ZM166 208V209H165ZM194 208V207H193ZM202 208V207H201ZM208 208L209 207H205V209L204 208H202V209H200V208H197L198 210L200 209L201 210V212H199L197 209V211H198V214H199V216H197L198 214L196 213L197 211H195V209H193V211L196 213H194V212H189L188 213V216L185 218L184 217V219L181 221L180 220V222L179 223H181L180 225H176V226H174L173 225V227L170 229L169 228V232H171V233H173V231H175V228L177 229V226L178 227H180L181 225H184V223H182V222H187V224H188V221H186V220H189V226H190V224L192 225V226H194V225H197L198 223L200 224H202L203 225V215H205V212H204V214H202V212H203V210H208ZM34 209H36V210H40V208H34ZM135 209V213L132 211V210H134ZM148 209V208H147ZM165 209V210H164ZM173 209V208H172ZM141 210V211H140ZM165 212H164V211ZM190 210H192V207H191V209ZM6 211V212H5ZM10 211V212H9ZM136 211L138 212V211H140V212H138V213H136ZM158 211V212H159ZM5 212V213H4ZM73 212H75V210L74 209H71V210H69V213H73ZM164 212V213H163ZM140 213V214H141ZM142 213V214H143ZM151 213H153L152 215L154 216H152L151 215ZM193 213L195 214V216L193 215ZM6 214V215H7ZM143 214V215H144ZM174 214H176V216L174 215ZM190 214V215H189ZM192 214V215H191ZM5 215V216H6ZM164 215V216H163ZM166 215V216H165ZM170 215V216H169ZM231 215V214H230ZM235 215V214H234ZM236 215H238V213L236 214ZM7 216H9V214L7 215ZM156 216V217H155ZM172 216H174V217H172ZM190 216V218H188ZM193 216H194V219H193ZM203 216V217H202ZM225 217V215H221V217ZM227 216L228 215H226V220H230V222H228V221H225V219H224V221H223V223L224 224H221L220 225V223L221 222H218V221H220L221 219H220V217H218L217 219H216V221H217V223H215L213 226H211V225H209L208 227H206V229H205V227H203L202 225H197V230H199L200 229V232L198 233L197 231H196V226H194L195 228H192V227H184V228H187V232H186V230L184 231V228H182V226L180 227V235L181 234H183L184 235V233H187V235H184L185 237H187L188 235V237H187V239L189 240V239H191V240H189V241H191V243L190 242H185V240H187L184 236H181V238L180 239H178L179 241L180 240H182V241H184L183 243H178L179 241H176V244H177V246L175 245V247L177 248L178 247V245L182 248V246H189V247H183V250H185V251H183L182 252V254H183V256H182V254L181 255H179L181 258L182 257H184L185 258V256H186V258L184 259H181L179 256V258L177 257V259L179 260H176V259H169L170 261H171V264L172 263H174V264H177V263H175V262H178V264L180 263L181 264V261H185V260H187V259H189V260H192V256H193V259H195V262H196V264L197 263H199V264H208V259L209 258H207L208 256V254H212V253H209V252H211L212 250L214 251V250H216V249H213L214 248V246H215V248H219L220 250H221V248H223L226 244H224L225 242H224V240L227 242L228 241V239L230 240V238H231V236L232 235H234V234H238L237 232H241L242 230H243V228L241 227H238L239 229L238 230H236L235 228L237 227L236 225L235 226H233L234 225V223L232 222V218H233V215H231V216H228V218H227ZM152 217L154 218V219H152ZM166 217H168V218H166ZM195 217H199V218H201L200 219V221L201 222H197V220L199 219V218H195ZM222 217V218H223ZM230 217H232V218H230ZM146 219L148 218V217H145ZM166 218V219H165ZM169 218V219H170ZM192 218V220H190ZM151 219H152V222L150 223V221H151ZM197 219V220H196ZM150 220V221H149ZM165 221V222H162L163 224H160L161 223V221ZM147 221V222H146ZM148 221H149V223H148ZM168 221V220H167ZM26 222H28L29 224H30V221H25V220H22L21 222H20V225H19V227L22 229V227L23 226H26ZM160 222V223H159ZM192 222H194L193 224H192ZM229 223V225H231V223H232V225H231V227L233 226L234 227V229H233V227H232V229H231V227L229 228V226L227 225L228 223ZM153 223H154V225H153ZM219 223V224H218ZM226 223V224H225ZM144 224H142V225H144ZM218 224V225H217ZM31 225V227H33V225L32 224H30ZM142 225H140V228H141V230H139V227H138V230H137V232H136V234H134V236H126V241L125 242H127V244H129V243H133V241H134V239H137L136 237H138V242H142L141 240V238H143V236H145V234L148 232H146V231H144L145 229H147V228H143V227H146L145 225L144 226H142ZM163 225V226H162ZM215 225L216 226H218V227H215ZM220 225V226H219ZM225 225H227V227H224ZM40 227H44L45 226V224L42 222L40 225H39ZM139 226V225H138ZM142 226V227H141ZM160 226V227H159ZM199 226H202V228L201 227H199ZM165 228L167 227V226H164ZM163 227V228H164ZM214 227V228H213ZM221 227H224L225 229H222V230H220V228ZM162 228V230H164V231H162V230H159V234L161 235V234H163V233H161V232H165V235H168L169 234V232H168V229L166 230L168 233H166V231H165V229H163ZM174 228V229H173ZM181 228H182V230H181ZM188 228H189V230H188ZM199 228V229H198ZM204 228V229H203ZM217 228V229H216ZM150 229V228H149ZM149 229H147V230H149ZM161 229V228H160ZM191 229V230H190ZM202 229L204 230V231H202ZM209 229V230H208ZM214 231H216V232H214ZM227 229H229V230H227ZM230 229H231V231H230ZM240 229H242L241 231H240ZM170 230H173V231H170ZM194 230V231H193ZM208 230V231H207ZM211 230V231H210ZM225 230L227 231V232H229V233H227V232H225ZM141 231V232H140ZM142 231H143V233L145 232V234L142 236ZM182 231V232H181ZM189 231V232H188ZM193 231V232H192ZM196 231V232H195ZM207 231V232H206ZM213 231V232H212ZM225 232V233H222V232ZM232 231H234L233 233H232ZM140 232V233H139ZM195 232V233H194ZM208 232H210V234H208ZM218 232H220L219 234H222V235H218ZM236 232V233H235ZM243 232V231H242ZM241 232V233H242ZM138 233H139V235H141L142 237L140 238V236H138ZM190 233H192V235L190 234ZM196 233H197V235H196ZM205 233V235L206 234H208V235H203ZM214 233V234H213ZM229 235V237H227L228 235ZM193 234H195L196 235V237L193 235ZM199 234V235H198ZM202 236H201V235ZM218 235V237L217 236H214V235ZM226 234V235H225ZM232 234V235H231ZM135 235H136V237H135ZM164 235V234H163ZM194 236L193 238L191 237V236ZM212 235V236H211ZM36 236V235H35ZM35 236H32V240L35 238ZM201 238H200V237ZM210 236V237H209ZM222 236H223V238H222ZM135 237V238H134ZM197 237H198V242L194 245V247H193V243H194V240L195 239H197ZM203 237H204V239L206 240H204L203 239ZM206 237V238H205ZM209 237V238H208ZM221 237V238H220ZM224 237H226V239L224 238ZM128 238V239H127ZM195 238V239H194ZM210 238H212V242H214V243H212L211 242V239ZM218 239V238H220V239H218V241H216V239ZM141 239V240H140ZM210 241H209V240ZM213 239H215V240H213ZM193 240V241H192ZM202 240H204V241H202ZM208 240V241H207ZM220 240H223L222 242L220 241ZM130 241H132V242H130ZM181 241V242H182ZM129 242V243H128ZM135 242H137L136 240L134 241V245H135ZM193 242V243H192ZM203 242V243H202ZM219 242H221V243H219ZM142 243H144V242H142ZM142 243H136L137 245H139L138 246V248L140 247V244H142ZM186 243V244H185ZM191 245H189V244ZM204 243H206V244H204ZM11 244V242H9V244L7 243L6 245H2V247L0 248V250L2 249V248H6V250H12L11 252H10V254H9V258H11V257H13L16 253H17V248L19 249V247H20V243L18 242V241H16V240H13L12 241V244ZM122 245L124 244V245H127L126 243H124V242H122L121 243ZM182 246H181V245ZM204 244V245H203ZM209 245V247L211 246V248L209 249V247H208V245ZM215 244V245H214ZM222 244V245H221ZM137 245H135V246H137ZM143 245V244H142ZM141 245V246H142ZM207 247H206V246ZM217 245H219L218 247H217ZM1 246V245H0ZM144 246H147V242L143 245V248L141 249V250H143L144 249ZM200 246V247H199ZM204 247V249H202L203 247ZM179 247V248H180ZM197 247V248H196ZM137 248V247H136ZM137 248V249H138ZM199 249L198 251L197 250H194V249ZM140 249V248H139ZM190 249H192V251H189ZM207 249H209L208 251H207ZM144 250H150V249H144ZM182 249H180V250H178L179 252L181 251ZM193 250H194V252H196V253H194V254H192L193 253ZM202 250V251H201ZM203 250H204V253L203 254H205L204 256H207V257H203V254H201L202 252H203ZM205 250L207 251L206 253H205ZM177 251V250H176ZM178 251H177V253H178ZM217 251H219V250H216V251H214V253L212 254L214 257L216 256L215 255V253H217ZM150 252H153V253H155V254H157V253H159V252H161V251H157L156 249H154V251L152 250V251H150ZM157 252V253H156ZM184 252H185V255H184ZM188 252V253H187ZM198 252V253H197ZM220 252V251H219ZM187 253V254H186ZM190 253H191V255H190ZM199 253H200V255H201V257L199 258ZM208 253V254H207ZM220 253H222V251L220 252ZM155 254H153V257H157L159 254H157V255H155ZM165 254V252L162 254V255H164ZM196 254V255H195ZM198 254V255H197ZM219 254V253H218ZM189 255V256H188ZM264 255V254H263ZM191 256V257H190ZM196 256H197V258H196ZM160 257H162L161 255H159L157 258H160ZM189 257V258H188ZM203 257V258H202ZM262 257V259L260 258L257 262L258 263H256V264H264V256H261ZM191 258V259H190ZM199 258V259H198ZM202 258V259H201ZM228 258V259H227ZM226 259H224L223 261H225L224 263L225 264H230V262L232 261H234L233 262V264H235V261H236V259L234 258V259H232V260H230V261H226V260H229L230 259V257H227ZM64 259V258H63ZM62 259V260H63ZM203 259H206L207 260V262H205L204 263V260ZM217 259V256L215 257V260ZM62 260H60L57 264H59ZM172 260H175V261H173L172 262ZM199 260V261H198ZM202 262H201V261ZM205 260V261H206ZM260 260H261V262H260ZM68 261H70V262H72V259L69 257V260ZM166 261V260H165ZM169 261V262H170ZM194 261V260H193ZM223 261H221L222 262V264H224L223 263ZM83 262V261H82ZM82 262H80V263H82ZM85 262V261H84ZM168 262V263H169ZM209 262H210V260H209ZM76 263V262H75ZM74 263V264H75ZM79 263V264H80ZM183 264V263H182ZM210 264V263H209ZM215 264H218V263H215ZM219 264H221L220 262H219ZM232 264V263H231Z\"/></svg>", "mask_w": 264, "mask_h": 264}, {"label": "snow or ice", "instance_id": "6c2138e0", "mask_svg": "<svg viewBox=\"0 0 264 264\" xmlns=\"http://www.w3.org/2000/svg\"><path fill=\"white\" fill-rule=\"evenodd\" d=\"M253 39H259V40H261L262 42H264V34H260V35H258V36H256V37H253Z\"/></svg>", "mask_w": 264, "mask_h": 264}]
</instances>
